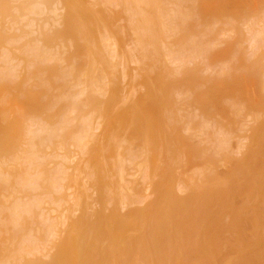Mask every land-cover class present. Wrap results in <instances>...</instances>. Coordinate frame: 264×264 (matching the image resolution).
<instances>
[{"label":"rangeland","instance_id":"1","mask_svg":"<svg viewBox=\"0 0 264 264\" xmlns=\"http://www.w3.org/2000/svg\"><path fill=\"white\" fill-rule=\"evenodd\" d=\"M13 1L14 0H12V3L10 4H13V6H16V3L14 4ZM21 1L22 0H19V1L16 0L14 2L20 3ZM58 1L51 0L50 2V0H48L49 3L47 2L48 4L47 5L44 3L43 0H40V1L36 0L35 1L36 8L38 9L40 7L39 9L42 10L44 9V6H45V10H42L44 11V14H42L43 16L40 15L39 13V17L42 18V22H40L41 20L40 18H38V15L37 17L34 15L35 19L31 17L33 16L32 14L29 16V18L31 17V19L34 20L33 25H31L32 20L28 18V15L27 16L26 14L22 15L21 11L16 13L15 12L16 10L15 11L13 10V13L14 14L16 13L15 15L18 14L17 16H15L11 10V14H10L11 16L8 17V19L12 18V19H9L11 22H9L7 18L3 21H1L2 19L0 20V22H3L4 24L3 25L2 23H0V28H3L4 31L8 30L7 28L10 27V25L8 24H11V25L13 24L12 25L13 29L14 27L19 29L18 32L12 29L11 31L9 29L10 32L6 34L5 32H3V29L0 30L4 33L3 34L4 37L10 36L9 38H12V39L6 38V40H1L0 42V61H1L0 69L4 68L3 71L0 70V75H1L0 82L6 81L5 83H8L9 85L11 82L12 83L14 82V83H17L18 85V86H15L16 89L14 90L13 88L15 84L11 85L13 87L11 89L9 85L8 87L6 86L7 88H9L7 89L4 86L5 85L4 83L0 84L1 89H2L1 85H3L7 89V91H9L7 92L6 90L2 89V92L0 93V108H2L0 109V117H1L0 125L3 126L5 122V121L2 122L3 118L1 114H3V117L8 116L6 114H9L8 111L11 107L9 108L7 106L12 101L9 100L10 103L9 102L4 103V102H6L5 100L9 98V95L13 96L14 94H17V91H18L17 99L19 100L20 103L15 99L17 103L16 102L12 103V108L14 107L15 109L13 108L12 110L11 108L13 112L10 110L11 111L10 114L14 113L13 116L14 118H17V119L13 120L11 119V117L10 118L7 117L10 119V121H7L8 119L6 120L7 124L4 125L5 128L7 127L8 129L9 126L7 125L11 123L12 121L14 122H17V120L19 121V118H22L20 116L21 114L25 115V116L22 115L24 127H22V124L19 121V124H21L20 129H22L23 131L22 133L19 132L18 134L19 140L17 142V145L14 147L15 149L13 150V152L12 150L11 152H7L8 149L6 148L4 149V151L2 150L3 152L2 151L0 152V201H1L0 211L4 210L5 211L4 214H5L7 212V209L8 208L10 209L11 207L10 211L12 214L15 215V216L14 215L12 216L16 218L19 215V217L16 218V221L15 219H13L12 221L11 218L13 217H11L10 211H8V214L10 213V219L9 217H8V220L5 219L6 217L5 215L7 213L5 215L3 214L4 216L2 215L3 216L2 218L0 217L1 218L0 220H2L1 224H8L7 226H9V223H10L11 225H14L13 227L10 226L7 228L8 231L10 228L9 232L6 230L5 225H0V226L4 227L5 230L4 229L3 230L6 233L7 232L9 233L8 235L10 236L8 237V239L12 236L11 240L16 239L13 237V235H11V233L16 234L19 231H24L19 235L17 234L18 235L17 237H19L22 234L24 235L25 232L27 233L25 234L27 235V238L24 239L26 241H24L22 237L21 238L23 240L22 242V240L20 239L21 236L16 239L17 241L21 240L20 241L21 244H19V247H21V251L19 249H16V250L17 251L19 250L18 252H20V255H22L21 256L22 259H20L21 257L19 255H16L17 259L16 260L14 259V261L19 262L20 260L19 264L23 263V260H24V264L26 263L28 264L31 260L35 261L36 264H38L37 261H39V263L42 262L41 264H44L45 262L48 263L51 261V264L52 263L55 264L54 261H56V259L54 258H56V256L58 255H56L54 258L52 257L56 254L55 252L56 249L59 250L58 247L63 246L68 254L70 255L72 254L71 257L73 256L72 257L73 259L79 260L80 262L79 264H88V263L89 264H120L122 261L123 263L126 262L127 264H149L150 262H151L150 264H163L165 261L164 260L165 258H166V261L171 262L170 264H174L175 262H177V264H192L193 262L192 260L194 259L196 260V258L198 260V257L197 256L193 257L194 254H196L195 252L190 254L192 252L191 250L192 245L189 239L190 236L188 237L189 235L188 233L192 231L191 229L193 226L196 225V223H201L200 221L203 222L205 219L199 221V219H201L199 218L200 217L199 215L198 218L196 217L197 221L194 220L196 221V223L194 222L195 225L191 224V226L192 225L193 226L190 227V225L188 224L191 222V220L189 223L187 222L189 221V218H192L191 214L187 215L188 220L186 217H183L186 214L185 215L183 214L181 215V218H179L181 223L179 222V219L177 218V222L179 223V225L176 227H179V228H177L178 230L176 229L177 230L176 232L177 233L179 232V234L176 235V233H173L175 232V230H171V226L174 224L170 225L171 222L169 223V219L163 214V209H161L162 206L160 204L158 205V203H161L160 202L161 198L159 197H161L160 195H162V192L165 189V186L162 185V187L164 188H161L159 183L162 182V180H164L162 182L164 184L166 177L167 178L172 177V180L174 183L170 179L171 180L170 188L172 187L171 189L173 191L172 190L171 191L172 193H174L173 196H175L176 201L179 200V203L177 202V205H176L178 208L177 210L179 211L183 210V213L188 212V214L192 213L193 215L192 211H194L195 209L194 205L196 206V204L194 203L197 202L198 200H195V202L193 200L194 202L193 207L192 208L190 207V209H188L189 206H187L188 205L187 203L190 201H188L186 204L184 203L187 206V208L185 207V209H183L184 207L180 204L183 202V201H180L181 198L186 199L185 197L188 198V196H191L192 193L194 192V189L192 188L193 187L192 184L196 185L194 188L198 187V185H200L199 187H202L204 185V184L202 185V182L205 183V181H208L206 179L211 175L213 177L215 176L218 177V175L220 174H217V173H221L220 177H218V181L221 180L220 182H223L222 179L224 180L227 177H229L227 173L231 170L232 168L231 165L233 166V168H235L234 164L236 162L240 163L239 159H241L240 161L243 162L246 160L245 158H247V156L251 155V153H253L254 156L255 154H257L256 157H259V159L263 157L262 154H264V151L262 150H264V144H263L264 141L261 144L256 145V142L254 141H258V140H256L255 139L256 136H254L255 140H253L254 142L253 144L255 147H257V149L254 147L252 148L250 145H251V140H252V136H251L252 129H255L254 128L255 122L258 118L261 119L264 116V108H263L264 103L262 104L263 101L260 100L261 98L264 100V86H263L264 85V0H260V1L259 0H206L208 1L207 2L208 4L211 2V4L209 5L207 4L209 7L207 6V8H205L206 10L203 9L204 7L203 5H200L201 8L200 6H198V4L201 1L204 3L205 0H200L199 3H197V0H190V1L189 0H160L163 2H159L157 0L156 6L158 7L160 6L159 8L158 7L156 8L155 5H154L155 8L150 7V4L153 0H150V1L146 0L147 3L149 1V6L148 4L146 5L148 6V9L146 8V11L147 10L148 11L147 12L145 11L146 13L143 12L145 10V7H143V5L137 6V4L133 3L134 0H67V1L63 0L62 2L60 0ZM36 2H39V3L41 2V4L38 5ZM216 3L218 6L215 5ZM36 4L38 5V7ZM72 4L75 8L71 7ZM51 7H53L54 12H51L52 11ZM139 7L140 8L143 7L144 10L143 9L141 10ZM66 8H69L70 10L73 8L72 10L76 11L77 14L75 12L74 14L78 16L76 17L77 19L79 18L78 19L79 21L81 20L80 24H83L84 29L78 32L79 31L78 29H81V25H79L80 28L78 29H76L77 28L76 26L75 27L73 26L76 31L78 30L77 31L78 33L75 32L76 33L75 34L73 32L74 34H71L72 32H70V34H68L69 33V31L67 30L68 27L66 29L64 28L65 31L68 33L65 32L66 35L64 34V37L62 35L61 37H59L60 38L59 39L58 36L54 37L53 30L56 31V28H59L60 24L63 21L64 14L66 16V10L67 12H69L68 9ZM216 8H218V10ZM47 10L49 12H47ZM150 10L154 11L153 12L154 16ZM156 10H157L156 12L157 16L155 14ZM158 12L161 14H158ZM92 13H94L98 18L97 19L98 21L97 20L96 21L98 22L97 24L99 26V29H96L98 28L97 24L95 25L96 27L92 25V24H95V22L93 23L92 21L94 19V16H93V19L91 17ZM150 13H152V15ZM12 14L14 16V19L12 17ZM20 14H21L22 19L19 17ZM54 14L56 17L54 16ZM74 14L72 15L74 16ZM117 14L118 15L120 14V17H118ZM142 15L144 16L143 18H142ZM25 16L27 17V19L24 18ZM76 17H73L74 22H72L71 20V25L72 23H75L76 21L78 22V20H76ZM144 19L145 20L147 19V20L145 21ZM37 20L38 22H36ZM52 20L54 22H52ZM5 21H8L9 23L8 22L5 23ZM39 22L41 24L40 27H39ZM65 22L63 24L67 25V23ZM148 22H152V23H148ZM27 23L28 24L30 23V26H28ZM84 23L86 25H84ZM5 24H7L9 27H7V25L5 26ZM48 24L50 25V27ZM51 24L53 25L51 26ZM68 24L69 25L67 26H70L71 28L72 26L70 25V22ZM36 26L38 27V29L36 28ZM44 26H46L47 30L43 28ZM62 27L63 26L61 24V28ZM39 28L41 30L43 29L41 32H44V33H41V34H45V32L46 33L48 32L47 36L48 34L51 35V36H48V38L51 39L50 40L51 43L48 42L49 43L48 44L46 41L42 40L43 36L40 34ZM94 28L96 29V31H94L95 30ZM113 28L114 30H112ZM59 29L58 31L62 32L63 28L61 30ZM86 32L87 33L89 32V34H86ZM58 33L59 35H61L60 32ZM55 35H58L57 32L55 33ZM85 35H88V36H85ZM82 37L86 39L85 41L87 42H85ZM116 37H118V39ZM61 38L63 40H61ZM95 38L97 39V41ZM52 41L54 43H52ZM25 42L27 45L24 44ZM59 43H61V45L63 43L67 45L65 46L63 44L61 46ZM23 44L24 46H21ZM20 46L23 48H19ZM26 51H28V53ZM28 54L31 55L30 58ZM37 55L39 57H37ZM27 59L29 62L26 61ZM41 59H43L44 63H42ZM37 60L39 61L38 63H37ZM42 65L44 66L43 68L41 67ZM5 66L7 68H5ZM47 66L49 67V70ZM52 67L55 69H53ZM50 68L52 70H50ZM4 72L7 74H5ZM30 74L32 75L30 76ZM37 75L39 78L37 77ZM32 76H34L37 79L34 80ZM183 77H185V80L187 79V82L188 81L189 82L186 83ZM7 78L10 80H8ZM37 80L42 81V84H40V82H38ZM224 81L227 83L229 82V86ZM220 82L221 83L224 82L226 85L222 84L223 85L222 86ZM28 84H29L28 87L32 88V91L34 90L35 93L31 95L27 93L28 91L31 92V90H28L29 89L27 87ZM218 86H220V88ZM221 87L222 89L225 88V90L223 91ZM23 88H24V91H23ZM25 89L28 91L25 92L26 91ZM95 89L97 92H95ZM151 89H154V90H151ZM206 90H207L206 97L208 99H205L204 101L201 100L202 101L201 102L200 98L203 95L201 96L200 92L202 91L206 94L205 92ZM10 91H11V94H10ZM14 91L16 92L13 93ZM2 93L4 94V96ZM25 94L27 95V98L29 100L26 98ZM33 95H36V96H33ZM65 97H66V104L67 103H70V104L68 106H64L65 108L63 107L62 112H61L62 107L60 108V110H58L61 112V116L60 114H58L59 112L55 110L56 115L58 114L57 117L59 116L60 120L56 121L57 120L56 119L57 117H55L56 115L55 116L53 115L55 117L54 119L52 116V119L54 121L52 119L51 120L56 124H53V122H49L47 121V119H45L46 118L45 115L47 114L44 115L45 118L41 117L40 114L42 111H39L40 114L37 111L33 113L35 110L32 111V109L34 108L33 107L34 104L37 103L35 102V100L38 99L37 101L41 103L43 102L42 110L45 109L44 111H46L47 109L48 111L49 109V111H51L54 114L53 110L57 108L55 104H58V103L60 104L62 101H64L62 98H65ZM24 98H26V100ZM59 98H61V102L59 101ZM92 98H93V102L91 101ZM202 98L204 99L205 97L203 96ZM67 99L69 100V102H67L68 101ZM30 100L33 102L32 104L33 106L31 105V102L29 105L28 101ZM260 101L263 107L259 105ZM41 103H39V105ZM5 104L6 105L8 104V105L6 106ZM110 104H111V107H110ZM203 104L206 105L205 107H208V108L204 107L202 111ZM42 105H40V107ZM45 105L47 108L45 107ZM70 105L73 106V107L71 106V108L73 109V113L70 112L69 114V111H72V109L69 107ZM3 106L7 107L6 108L7 113L6 111L3 110L4 109ZM30 106H32L33 108L31 109ZM112 107H113V110H112ZM150 108H152L153 110ZM27 109L30 112H26L27 113L26 114L25 112H23V110L27 111ZM204 110L208 112L207 116H205ZM2 111L5 113H3ZM44 111L43 113H45ZM154 111L156 112L154 113ZM122 112L123 113L125 112V114L127 113L129 117L125 115L127 119L125 117L124 119ZM255 112H257V114ZM16 114L18 117L16 116ZM146 114L147 115L149 114V116H147ZM50 118L51 117H49L48 120H50ZM136 119L140 120V122L142 121L145 127H143L141 123L138 121H136L137 122L136 123L134 121ZM260 119L258 120L260 121ZM24 121L26 123H24ZM62 121H64V123H61ZM263 121L264 120H262L261 123ZM27 122H28V125H25L27 124ZM66 122L69 124H67ZM133 122H135V124L137 125L140 123V125L143 127V130H142V127L140 129V126H139L140 131L138 130L137 127H136L137 128L136 130L138 131L134 130L135 124ZM162 123H164L165 128ZM257 123H259L258 125L261 124L260 122H257ZM30 124L33 125V127H30L31 126ZM64 125H66V127ZM158 126H159V129L157 128ZM131 127L135 131L136 136L131 130ZM5 128H3V131H5L4 130ZM62 128L63 129L67 128L66 129L67 131L73 128L71 129L72 131L70 130L71 132L69 131V133H73L72 136H74V133H75V136L73 137L75 141L72 138L71 140H73V142H70L71 144L66 143L65 145L68 144L66 147L65 145H63L64 143H62L61 145V141H60L62 139L61 137L63 136V134L61 137L59 136V134L61 135V133L67 132L65 130L62 131L63 130ZM144 128L146 129L144 130ZM162 128L163 130L161 131ZM7 129L5 132L7 133L10 132ZM50 129L52 130V132H49ZM36 130L37 132H35ZM46 130L48 131L46 132L47 135L45 134ZM254 131H256V129ZM42 132H44V134ZM37 133H39V135ZM147 133H149L148 134L149 136L147 135ZM255 133H253L252 135H256ZM263 133H264V128H263ZM6 134H4L3 136L9 135V134L7 135ZM27 134L29 136L32 135V138L34 135H38L39 138L45 137V136L49 137V139L47 138L48 141H46V138L45 139L43 138L44 140L42 143L44 144V147L41 146L40 148L39 147L35 148L34 146H32L33 147L32 149L40 150V152H37V150L36 151L33 150V152L35 153L37 152V154L33 156L28 155L26 153L28 149L31 148V147L29 148V146L26 147L27 144L29 143ZM50 134L52 135L51 137H50ZM55 134L58 135L59 140L57 137L53 136ZM159 134L162 136H160ZM261 134L262 132L260 133V135ZM53 137L56 138L55 143L51 144V142L54 141ZM77 137H79V141H78L79 143L78 142L76 143V139H78ZM150 137H153V138L151 139ZM154 137H156L157 139L155 138L154 140ZM260 137L258 138L260 139ZM29 138L32 140L31 137ZM164 138L166 139V141ZM0 139L2 138L0 137ZM261 139L264 140V137H262ZM171 140L173 143L171 142ZM45 141L46 143L48 142L47 143L48 145L44 143ZM58 141H60V143ZM81 141L83 143H81ZM220 141H223V142H220ZM163 142L165 143L166 146L163 144ZM183 142H186L189 148H187L186 145L185 147L184 144H182ZM179 143H181L183 146L182 147L179 146ZM76 144L80 146H77ZM28 145H30V143ZM145 146H147V148ZM183 147L187 148L186 152L187 150L189 151L187 152L188 154L190 153L189 156L187 155V153H185V148L183 150ZM248 147H251V148L249 149ZM261 148L263 149L260 151L263 153H260L258 155V153L260 152L258 151V149H261ZM193 149H194V152L191 151ZM251 149L253 150V152L251 151V153L249 154L250 152L249 150ZM254 149H256L255 150L256 153ZM23 150H24V154L22 155ZM191 153H194V156L197 155L196 159L195 157H192L193 155ZM25 154L29 156L27 160H29L30 166L25 164L26 162H28L26 160L27 157L25 158V156L27 155ZM244 154L245 155L247 154V156H245L244 160H242L243 159L242 157L244 156ZM17 156L19 157V160L13 161V159L17 158ZM21 156H23L25 161ZM30 156H32L33 160L37 159L36 161L34 160V164L31 161L32 159ZM35 156L36 158H34ZM209 156L210 158H208ZM256 157H253V159L255 158L254 160L256 162L253 159L251 161V163L255 165L249 164L251 165L250 166L251 169H249L251 170V172L254 170V168L256 170L258 168L260 171L263 169V168H259L260 164L259 165L257 164L260 161L263 164V161L261 159L259 161V159H257ZM20 159L23 162H25L23 163L24 166L21 165L22 162L20 164H17L19 165V167H21V169L19 170L22 172L20 173H23V172L25 173L24 175L21 174V177L23 176L26 177V179L24 178L25 180L24 183L27 181V178H30V179L28 181L29 183L27 182L28 184L26 183V185H24L23 183L24 188L19 191L18 190L19 188H17L19 187V185L11 186L10 185L11 183L9 184L8 182H11L10 178H11L12 169L10 170V168H12V166L15 165L16 162L19 163ZM203 160L205 161V163ZM212 160L215 162H213ZM47 161H49V163ZM159 161L160 162L162 161L163 163L162 162L160 163ZM187 162H188V165H187ZM190 162H192L193 164ZM201 162L203 166H206V167L208 166L206 165L207 163H210V164L212 163L211 166H209L210 170L209 169L206 170L205 169L206 167H204L203 173L201 174L200 172L199 174L201 175H199V177L196 178L197 180H199L198 183L196 179H195L196 182H192V181H195L194 178L190 179L192 184L189 183L190 180L188 179V177L190 176L191 178V176L196 175V173L198 175V172L201 171V167H203L201 165ZM233 162L234 164H232ZM37 163H39L40 165L39 164L36 165ZM43 163L44 165H42ZM1 165L3 167H1ZM41 165L42 167H39ZM256 165H258L259 167L256 168ZM27 166L28 168H30L29 170L27 168V172L29 171L28 173L25 172L26 170L24 169ZM43 166L45 167L43 168ZM252 166H254V168H252ZM39 168L40 169L42 168V170H40ZM45 169L47 171H45ZM196 169L198 171H196ZM208 170H209V173H208ZM43 171L45 172V174ZM37 173L39 175L38 179H37L38 176L36 177ZM42 173H43V176L44 175L46 176V178H47L48 173L50 175L49 177H52L53 183L51 184L50 182V184L53 186L48 184V186L49 185L51 186V188L50 186L48 187L50 189H48L47 187L45 189V186L44 188H42L43 186H41L40 188V183H43L42 179L45 177V176L43 178L41 177ZM157 173L161 174V177L158 178L160 180L157 179L158 177ZM229 174L231 175V173ZM19 175H17L16 177L17 178L19 177L20 179L21 177ZM222 175H225L226 177L222 178L221 177ZM32 176L34 180L32 179ZM204 177H206V179ZM40 178H41V181H39ZM202 178L205 180H203ZM17 180L15 183L18 184L19 180L18 182ZM21 180H23V178ZM254 182H255V185L257 186L256 184L257 182L255 180ZM187 183L192 186L190 189L191 193L189 192V189H188L190 185L187 186ZM251 183H248L247 186H249ZM20 184H22V182H20ZM252 185L253 184H251L250 186ZM32 186H34L35 188ZM247 186L245 188L242 186L241 187L242 190L240 189L238 192L239 194L236 196V198L233 199V202L235 199L236 200L238 199L237 202L240 200L243 201V202L241 201V203L239 204L236 202L233 203V206L237 204L240 206V204L243 203L241 205V208L242 210L245 209L244 211H241V209H239V206L237 205L240 215L242 212V215H245L243 217L244 218L246 217L245 219L241 217V221L242 220L245 221L246 219H249L247 216L249 215L253 216L256 212L264 215V212H263L264 208L261 209V206L264 207L263 205L264 201H261L262 198H260L261 196L258 193L254 194V192H257V191H254V188H255L254 185L251 188L249 186L250 189H253V191L249 190L250 192H248ZM14 188L16 189V191L14 190ZM30 188L33 189V191ZM157 188H159L160 190L163 189V191L158 192L159 189ZM4 189L7 193H5ZM23 190L25 191L22 192ZM241 191L243 192L241 193ZM10 192L11 194H9ZM158 193H160L159 196H157ZM17 194L19 195L15 196ZM188 194H191V195H188ZM3 195L4 196L9 195L10 197L6 196L4 198ZM240 195L241 197H239ZM252 195L254 196V198ZM257 195L260 198L259 200H258ZM176 196L180 198L177 199ZM255 196H256V200H255ZM238 197L241 199H239ZM246 197L248 201L245 199ZM32 198L34 199L32 200ZM191 198L193 199L194 196L190 197L189 200ZM14 199H17V200H14ZM30 200L32 201L30 202L31 204L29 203ZM254 201L256 204L253 203ZM256 201L258 203H261V204L263 203V204L262 205L258 204ZM212 202L210 204H211L213 212H210L211 211V207H210L209 208L210 214L216 212V208H213V205L215 204L214 202L213 203ZM191 203H192V200H191ZM16 204H18L17 208L18 209L20 208V210H18L17 208L16 209L14 208L15 206H17ZM197 205L199 206V202ZM179 206H181L182 209ZM254 206L255 208L253 209ZM28 207L29 209H27ZM237 207H234V208L236 209ZM249 207H251L252 210L251 208L249 209ZM186 209H187V212H186ZM191 209L193 210L191 211ZM225 211H226L225 212L226 215L224 214L225 216L223 215V219H221L222 221H220L222 225L221 224L218 225V226H221V228L220 227L217 228L216 226V229L214 228L215 232L214 231H211V232L209 231L208 233H206L207 231L204 232L206 238L208 236L206 234H209V235H211L212 233L213 234L216 233L217 235L220 234L218 236H216L215 234L212 239L210 238L212 237V235L208 236V238L211 241L209 242L211 243L212 246H209L210 244L209 245L207 244L209 242H206V239L203 237L204 234H202L203 235L202 237L205 239V241L203 240V238L202 240L200 239V241L205 242L204 245L206 246L208 245V247H210V250L213 252V256L214 254L216 255V257L214 256L215 263H217L216 261L217 257L219 259L218 260L219 263H222L225 257L231 261L233 259L237 260L238 258H240L241 253L238 254V252H241V250H244V248L240 249L239 245L241 247H244L243 246L244 243L243 245H241L243 241L239 242V240H241L242 238L246 239V236L245 235L242 236V235L245 234L246 232L248 236V233L250 235L253 229L255 230V228L261 227V226H262V229L259 228L260 230H256V231L253 230L252 232L257 233V231H261L263 233L262 230H264V224L262 222L260 223L262 224L261 226H259L260 224H258V226L255 227L254 225V226H251L250 228V226H247L246 223L247 222L251 223V222L246 221L245 223V226H247L246 230L245 228H243V230L241 229L242 228L241 221H239L237 224L241 228L237 227V225H236V229L235 227L232 228L230 226H227L229 221L227 222V224L225 221L228 219V217H231V214H228L229 212H227V210ZM146 212H148L149 214H147ZM253 212L255 213L253 214ZM248 213L250 214L248 215ZM146 214L148 215V217ZM227 214H228V217H226ZM99 216L100 217L102 216V217L100 218ZM164 216L166 219H164V223H163L162 218H164ZM154 219H155V222H154ZM184 219H185V222H183ZM231 219L232 218H230L229 220ZM263 220L264 218L262 219V221ZM22 221L23 223L26 222V224L25 225L21 224ZM94 222L96 225L94 224ZM149 223L151 225H149ZM184 223L185 225L187 224L188 226L187 225L185 226ZM177 224L175 223V225ZM202 224L204 223H201V225ZM26 225L27 226L30 225L29 228H27ZM160 225L163 228L165 227L167 230L165 228H164L165 230H163V228ZM180 225H183V226H180ZM151 226L152 228L154 227L153 230ZM243 226H244V222H243ZM38 227H39V230H41V234L37 233L39 231L37 229ZM176 227H173V229ZM188 227L190 228V231L186 232V228L189 229ZM224 228L225 229L228 228V229L224 230ZM247 228H248V231H247ZM148 229L151 230V235L153 234L152 236L149 233H146ZM168 230L169 232L172 231L173 233L172 235L179 236V238L177 237L178 240L172 239V235L169 234L171 238L169 236L170 239L169 238L166 239L168 241L162 240L163 244H165L164 241L167 243L171 242L170 244H172L171 247L173 248V250L172 248H170L169 244L166 243L169 247L168 248L166 244L164 245L166 249L165 253H167V255L162 256V258H160V255H164L163 253L164 247L162 246L161 240H159V238L161 237V233H164ZM179 230H181V232ZM4 231L3 233L5 234ZM156 232L160 233V236ZM230 232L231 233L234 232V235L233 233L230 234ZM239 233H243V234L240 235ZM4 234H2V236ZM180 234H181V237H180ZM254 234H251V235H254ZM230 235L234 237H230ZM236 235L237 237L242 236V238L238 239L237 241ZM2 236H0L1 238L0 240L2 241V242L0 241L1 244H3L4 239H6L5 241L8 240L6 237L7 235L5 236L6 238L4 239L2 238ZM142 236L143 238L144 237L145 238L147 237V238L144 239L143 241ZM254 236L252 237L254 238ZM215 237H216V240L218 239L217 241L216 240L213 241ZM179 239L181 240L179 241ZM247 239H250V237H248ZM228 240H229V243H228ZM17 241L14 240L13 242H11L9 240V242L8 241L5 242L7 244L5 243L4 244L7 245L8 247L11 242L12 246L10 245L9 247H15L17 244L16 243ZM137 241L138 243H136ZM172 241L174 243L177 241L178 242L175 243L174 245ZM234 241L236 243L238 242V244L236 245ZM14 242L16 243L15 245H13ZM23 243H25L24 245L26 246V248L28 249L31 248V251L30 250L28 251V249L25 250L29 252L30 254L28 253L27 255H25L27 252H24L25 254L24 253L22 254V252L24 251V245H22ZM178 243H181V244L184 243V245H181ZM227 244L230 245L231 247H229ZM234 244L238 247L237 251H236L237 247L234 248L235 247ZM5 245H3V247H6ZM179 245H181L180 247L183 248V249L180 248L181 252L179 251V248H178ZM214 245L217 248L213 247ZM221 245H223L224 250H221L222 248ZM175 246L177 247V249ZM227 248H231V249H227ZM136 249H137V252H136ZM215 249H217V251ZM170 250L173 251L174 253L178 252V255L176 254L175 256L174 253H171L172 255H170ZM113 251H115V253ZM160 251L161 252L163 251V252L161 253ZM218 251L220 254L217 253ZM235 251L237 254L233 253ZM18 252L17 254H19ZM187 253L189 254V256L185 258ZM223 253L225 254L224 257H223ZM230 253H232V256H230L232 257V259H230V257H227L231 255ZM57 254H59V251ZM149 254L150 255L152 254L150 258H149ZM191 255H193L192 256L193 259L190 258ZM10 256L8 257L5 256V259L8 258L9 260ZM175 257L177 260L179 259L178 261H180V263L176 261ZM188 257L191 259V261ZM214 257H211L210 259L211 260L210 262H212V264H213ZM184 258L186 259V261ZM3 259H4V256H3ZM25 259L30 260V261L25 263L26 261ZM221 259H223V261ZM11 260L13 261V258ZM152 260H154L155 263L152 262ZM16 262H13V263L16 264ZM198 262H200L201 264L202 260L200 259V261ZM198 262L195 261V263L193 262V264H199ZM4 263L8 264L7 261H3V264ZM203 263L204 262H202V264ZM1 264H2V261H1Z\"/></svg>","mask_w":264,"mask_h":264},{"label":"bare ground","instance_id":"2","mask_svg":"<svg viewBox=\"0 0 264 264\" xmlns=\"http://www.w3.org/2000/svg\"><path fill=\"white\" fill-rule=\"evenodd\" d=\"M14 1H16V0H14ZM14 1H13V3H14V4L16 3V6H13V4H10V3H12V0H11V1H10V0H0V20L2 19L1 21L5 20L6 18L8 19V17L11 16V15H10V14H11V10H12V13H13V10H14V11L16 10V11H15L16 13H18L19 11H21L22 15H23V14H24V15L26 14V16L28 15V18H29V16L32 14L33 16H31V17H32L33 19H35V16L37 17V15H38V18H40V17H39V13H40V15L44 14V11H42V10H45V6H44V9H42V8H43V6H42V8H41L42 10L39 9L40 7L37 9L36 6H35V1H36V0H35V1H34V0H24V1L22 0L20 3H18V2H14ZM17 1H19V0H17ZM39 1H40V0H39ZM43 1H44L45 4H47V2H48V0H46V1L43 0ZM57 1H58V0H57ZM60 1L62 2L63 0H60ZM64 1H65V0H64ZM66 1H67V0H66ZM149 1H150V0H149ZM149 1H148V3H147L146 0H134L133 3H134V4H137V6H138V5H139V6H140V5H141V6L143 5V7H145V10H144L143 7H141V8L139 7V8H140L141 10L143 9V10H144L143 12L146 13V12L148 11V10L146 11V8L148 9ZM156 1H157V0H153V1L151 2V4H150V7H154V5L156 6V5H157V4H156V3H157ZM158 1H159V2H163V1H160V0H158ZM189 1H190V0H189ZM199 1H200V0H197V3H199ZM259 1H260V0H259ZM41 2H42V1H41ZM41 2H40V3H39V2H36V3L39 5V4H41ZM50 2H51V0H50ZM68 2H69V1H68ZM71 2H72V1H71ZM139 2H140V3H139ZM165 2H166V1H165ZM201 2H202V1H201ZM201 2H200V3H201ZM207 2H208V1L205 0L204 3H203V2H202L201 4L199 3L198 6L203 5V6H204L203 9H205V8H207V6H208L209 4H211L210 1H209V2H210L209 4H208ZM250 2H251V1H250ZM44 3H43V5H44ZM48 3H49V2H48ZM58 3H59V1H58ZM251 3H252V2H251ZM37 4H36V5H37ZM67 4H68V3H67ZM147 4H148V6H146ZM159 4H160V3H159ZM161 4H162V3H161ZM205 4H206V5H205ZM207 4H208V5H207ZM38 5H37V7H38ZM47 5H48V4H47ZM144 5H145V6H144ZM215 5H217V3H216ZM215 5H214V6H215ZM234 5H235V4H234ZM58 6H59V4H58ZM66 6H67V5H66ZM70 6H71V5H70ZM135 6H136V5H135ZM162 6H163V5H162ZM217 6H218V5H217ZM217 6H216V7H217ZM71 7H74L73 4H72ZM71 7H69V8H71ZM150 7H149V8H150ZM157 7H158V6H156V8H157ZM159 7H160V6H159ZM159 7H158V8H159ZM208 7H209V6H208ZM15 8H16V9H15ZM46 8H47V7H46ZM51 8H52V11H51V12H54L53 7H51ZM69 8H66V9H68L69 12H67V10H66V16H65V14H64L63 21H62V23H61L62 26H63V27H62V28H63V30H62L63 33H62L61 31H58V29L61 28V24H60L59 28H56V31L53 30V32H54V33H53V34H54V37H55V36H56V37L58 36V38H59V37H61L62 35H63V37H64V34L66 35V33H68V32L65 31V29H66L67 27H68L67 30L69 31L68 34H70V32H72L71 34H74V33L77 32L78 30H79L78 32H80V30L82 31V30L84 29L83 24H80L81 20L79 21V20H78L79 18L77 19L78 16L74 14V12L76 13V11H75V10H72L73 8H72L71 10H70ZM74 8H75V7H74ZM81 8H82V7H81ZM154 8H155V7H154ZM200 8H201V6H200ZM17 9H19V10H17ZM83 9H84V8H83ZM137 9H138V7H137ZM151 9H152V8H151ZM211 9H212V8H211ZM213 9H214V8H213ZM216 9L218 10V8H216ZM58 10H60V9H58ZM158 10H159V9H158ZM205 10H206V9H205ZM41 11H42V12H41ZM64 11H65V10H64ZM71 11H73V12H71ZM81 11H82V10H81ZM86 11H87V10H86ZM112 11H113V10H112ZM145 11H146V12H145ZM150 11H151L152 13L154 12V11H152V10H150ZM214 11H215V10H214ZM47 12H49V11L47 10ZM70 12H71V13H70ZM116 12H117V11H116ZM116 12H115V13H116ZM156 12H157V10L155 11V14H156ZM16 13H15V14H16ZM67 13H68V14L70 13V14L68 15ZM140 13H141V12H140ZM152 13H150V14L152 15ZM13 14H14V13H13ZM13 14H12V17H13V19H14ZM15 14H14V15H15ZM55 14H56V12H55ZM55 14H54V16H55ZM72 14H74V16H73ZM76 14H77V13H76ZM158 14H161V13L158 12ZM17 15H18V14H17ZM17 15H15V16H17ZM34 15H35V16H34ZM48 15H49V14H48ZM51 15H53V14H51ZM51 15H50V16H51ZM61 15H62V14H61ZM67 15H68L69 17H68ZM117 15H118V14H117ZM143 15H144V14H143ZM143 15H142V18L144 17ZM146 15H147V14H146ZM204 15H205V14H204ZM204 15H203V16H204ZM26 16L24 17L25 19H27ZM42 16H43V15H42ZM45 16H47V15H45ZM54 16H53V17H54ZM76 16H77V17H76ZM93 16H94V19H93ZM153 16H154V13H153ZM156 16H157V14H156ZM159 16H160V15H159ZM201 16H202V14H201ZM19 17L22 19L21 14H20ZM19 17H18V18H19ZM31 17H30L29 19H31ZM53 17H52V18H53ZM55 17H56V16H55ZM73 17H76V20H78V22L75 20L76 22H75V23H72V25H71V20H72V22H74V21H73ZM91 17H92V19H93V20H92L93 23L95 22V24H92V25H94V27H96L95 25L98 23V22H97V21H98V20H97L98 18H97V16H96L94 13H92V16H91ZM118 17H120V14L118 15ZM146 17H147V16H146ZM146 17H145V18H146ZM148 17H149V16H148ZM20 18H19V19H20ZM49 18H50V17H49ZM66 18H67V19H66ZM201 18H202V17H201ZM9 19H12V18H9ZM9 19H8V20H9ZM19 19H18V20H19ZM33 19H31V20H32V21H31V22H32L31 25H33V21H34ZM46 19H47V17H46ZM53 19H54V18H53ZM156 19H158V18H156ZM203 19H204V17H203ZM38 20H39V19H38ZM38 20H37L36 22H38ZM40 20H41V21H40ZM40 20H39V21L42 22V18H40ZM65 20H66V22H65ZM96 20H97V21H96ZM141 20H142V19H141ZM144 20H145V19H144ZM146 20H147V19H146ZM146 20H145V21H146ZM13 21H14V20H13ZM23 21H24V20H23ZM46 21H48V20H46ZM67 21L70 22V25H71L72 27H73V26H74V27L76 26V27H77L76 29L80 28L79 25H81V29H78V30L76 31L74 27H73V29H72V27L70 28V26H67V25H69V24H68L69 22H67ZM152 21H153V20H152ZM6 22H8V21H5V23H6ZM9 22H11V21L9 20ZM9 22H8V23H9ZM14 22H15V21H14ZM40 22H39V27H40V25H41ZM52 22H54V21L52 20ZM64 22L67 23V25L63 24ZM110 22H111V21H110ZM0 23L3 24V22H0ZM46 23H47V22H46ZM50 23H51V22H50ZM76 23H77L78 26L76 25ZM87 23H88V22H87ZM112 23H113V22H112ZM112 23H111V24H112ZM148 23H152V22H148ZM177 23H178V22H177ZM16 24H17V23H16ZM16 24H14V25H16ZM18 24H19V23H18ZM53 24H54V23H53ZM53 24H51V26H52ZM161 24H162V23H161ZM163 24H164V23H163ZM3 25H4V24H3ZM6 25H7V24H5V26H6ZM8 25H10V27H9ZM8 25H7V27H9V28L6 27L8 30L5 29V30L8 31V32L4 31L3 28H0V30L3 29V32H5V34H6V33H9L11 29H12V30H15L16 32L19 31V29L15 28V27H14V29H13V27H12L13 24H12V25H11V24H8ZM27 25L30 26V23H29V24L27 23ZM36 25H37V24H36ZM45 25H46V24H45ZM48 25H49V24H48ZM84 25H86V24L84 23ZM149 25H150V24H149ZM158 25H159V24H158ZM164 25H165V24H164ZM18 26H19V25H18ZM18 26H17V27H18ZM37 26H38V25H37ZM37 26H36V28L38 29ZM56 26H57V25H56ZM82 26H83V28H82ZM159 26H160V25H159ZM2 27H3V26H2ZM20 27H21V26H20ZM23 27H24V26H23ZM49 27H50V25H49ZM57 27H58V26H57ZM97 27H98V28H96V29H99L98 24H97ZM108 27H109V26H108ZM160 27H161V26H160ZM36 28H35V29H36ZM43 28H44L45 30H47V29H46V26H44ZM54 28H55V27H54ZM62 28H61V29H62ZM64 28H65V29H64ZM69 28H70V29H69ZM85 28H87V27H85ZM9 29H10V30H9ZM20 29H21V28H20ZM61 29H59V30H61ZM94 29H95V28H94ZM96 29H95L94 31H96ZM158 29H159V28H158ZM161 29H162V28H161ZM12 30H11V31H12ZM33 30H34V29H33ZM39 30H40V34H41V33H44V32H41L43 29L41 30V29L39 28ZM70 30H71V31H70ZM73 30H74V31H73ZM90 30H91V29H90ZM112 30H114V28H113ZM15 31H14V32H15ZM35 31H36V30H35ZM84 31H85V30H84ZM91 31H92V30H91ZM91 31H90V32H91ZM3 32L0 31V42H1V40H6V38H9V37H10V36H9V37H8V36H7V37H4V35H3L4 33H3ZM29 32H30V31H29ZM37 32H38V31H37ZM56 32H57L58 35H55ZM58 32H60L61 35H59ZM65 32H66V33H65ZM73 32H74V33H73ZM78 32H77V33H78ZM11 33H12V32H11ZM30 33H31V32H30ZM33 33H34V32H33ZM47 33H48V32H47ZM47 33L45 32V34H41V35L43 36V37H42V38H43L42 40H43V41H46L47 43H48V42L51 43V42H50L51 39L48 38V36H51V35L48 34V36H47ZM95 33H96V32H95ZM161 33H162V32H161ZM23 34H24V33H23ZM28 34H29V33H28ZM28 34H27V35H28ZM68 34H67V35H68ZM75 34H76V33H75ZM86 34H89V32H88V33L86 32ZM113 34H115V33H113ZM27 35H26V37H27ZM37 35H38V33H37ZM78 35H79V34H78ZM94 35H95V34H94ZM69 36H71V35H69ZM69 36H67V37H69ZM85 36H88V35H85ZM65 37H66V36H65ZM17 38H18V37H17ZM38 38H39V37H38ZM78 38H80V37H78ZM82 38H83V37H82ZM116 38L118 39V37H116ZM9 39H12V38H9ZM19 39H20V38H19ZM19 39H18V41H19ZM52 39H53V38H52ZM59 39H60V38H59ZM83 39H84V38H83ZM83 39H82V40H83ZM95 39H96V38H95ZM22 40H23V38H22ZM53 40H54V39H53ZM57 40H58V39H57ZM61 40H63V39L61 38ZM66 40H67V38H66ZM70 40H71V39H70ZM70 40H69V41H70ZM77 40H78V39H77ZM85 40H86V39H84V41H85ZM8 41H9V40H8ZM96 41H97V39H96ZM108 41H109V39H108ZM119 41H120V40H119ZM85 42H87V41H85ZM85 42H84V43H85ZM17 43H18V42H17ZM38 43H39V42H38ZM49 43H48V44H49ZM52 43H54V42L52 41ZM117 43H118V42H117ZM4 44H5V43H4ZM24 44H26V42H25ZM24 44L21 45V46H24ZM59 44L61 45V43H59ZM63 44H64V43H63ZM63 44H62V45H63ZM70 44H71V43H70ZM115 44H116V43H115ZM26 45H27V44H26ZM30 45H31V43H30ZM62 45H61V46H62ZM64 45H65V44H64ZM66 45H67V44H66ZM66 45H65V46H66ZM3 46H4V45H3ZM21 46H20L19 48H23V47H21ZM56 46H57V45H56ZM65 46H64V47H65ZM85 46H86V45H85ZM29 47H31V46H29ZM54 47H55V46H54ZM68 47H69V46H68ZM16 48H17V47H16ZM32 48H33V47H32ZM41 48H42V47H41ZM113 50H114V49H113ZM20 51H21V50H20ZM50 51H52V50H50ZM21 52H22V51H21ZM26 52L28 53V51H26ZM104 52H105V51H104ZM27 53H26V54H27ZM41 53H42V52H41ZM24 54H25V53H24ZM124 54H125V53H124ZM50 55H51V54H50ZM50 55H49V56H50ZM28 56H29V58L31 57L30 54H28ZM34 56H35V55H34ZM34 56H33V57H34ZM41 56H42V55H41ZM209 56H210V55H209ZM26 57H27V56H26ZM26 57H25V58H26ZM37 57H39V56L37 55ZM43 57H45V56H43ZM67 57H68V56H67ZM67 57H66V58H67ZM29 58H28V59H29ZM6 59H8V58H6ZM28 59H27L26 61H28ZM43 59H45V58H43ZM43 59H41V60H42V63H44V62H43ZM41 60H40V62H41ZM5 61H6V60H5ZM46 61H48V60H46ZM0 62H1V61H0ZM28 62H29V61H28ZM38 62H39V61L37 60V63H38ZM185 62H186V61H185ZM4 63H5V62H4ZM1 64H2V63H1ZM33 64H34V63H33ZM34 65H35V64H34ZM128 65H129V64H128ZM0 66H1V65H0ZM6 66H7V64H6ZM6 66H5V68H7ZM73 66H74V65H73ZM179 66H180V65H179ZM41 67L43 68L44 66L42 65ZM41 67H40V68H41ZM47 67H48V66H47ZM47 67H46V68H47ZM0 68H1V67H0ZM36 68H37V67H36ZM40 68H38V69H40ZM46 68H45V69H46ZM52 68H53V67H52ZM3 69H4V68H2V69H0V70L3 71ZM12 69H13V68H12ZM53 69H55V68H53ZM5 70H7V69H5ZM48 70H49V67H48ZM48 70H46V71H48ZM50 70H52V69L50 68ZM48 72H50V71H48ZM60 72H61V71H60ZM4 73H5V72H4ZM31 73H32V72H31ZM35 73H36V72H35ZM51 73H52V72H51ZM66 73H67V72H66ZM5 74H7V73H5ZM127 74H128V73H127ZM2 75H3V74H2ZM31 75H32V74H30V76H31ZM33 75H34V74H33ZM57 75H58V74H57ZM0 76H1V75H0ZM30 76H29V77H30ZM189 76H190V75H189ZM37 77H38V75H37ZM59 77H61V76H59ZM227 77H228V76H227ZM3 78H4V77H3ZM9 78H10V77H9ZM32 78H33L34 80L37 79V78H35L34 76H32ZM38 78H39V77H38ZM183 78H184V80H185V77H183ZM5 79H6V78H5ZM5 79H4V80H5ZM7 79H8V78H7ZM40 79H41V78H40ZM40 79H39V80H40ZM149 79H150V78H149ZM189 79H190V78H189ZM8 80H10V79H8ZM41 80H42V79H41ZM1 81H2V79H1ZM14 81H16V80H14ZM19 81H21V80H19ZM37 81H38V80H37ZM233 81H234V80H233ZM5 82H6V81H4V82H0V84H1V83H2V84L4 83V84H5L4 86H5V87H6V86L8 87L9 84H8V83H5ZM8 82H9V81H8ZM10 82H11V81H10ZM38 82H40V84H42V81H38ZM183 82H184V81H183ZM185 82L188 83L189 81L187 82V79H186ZM216 82H217V81H216ZM224 82H225V81H224ZM224 82H223V83L220 82V84L222 85V84L227 83V82H225V83H224ZM234 82H235V81H234ZM11 83H12V82H11ZM11 83H10V85H9L10 89L13 88L11 85L15 84V85H14V88H13V89L15 90V89H16L15 86H18L17 83H14V82H13L12 84H11ZM214 83H215V82H214ZM94 84H95V83H94ZM220 84H219V85H220ZM227 84H228V86H229V82H228ZM234 84H235V83H234ZM225 85H226V84H225ZM231 85H232V84H231ZM1 86H2V89H3V90H6V91H7V89H9V88H7V87H6V88H7V89H6L3 85H1ZM22 86H23V85H22ZM28 86H29V84L27 85V87H28ZM96 86H97V85H96ZM222 86H223V85H222ZM228 86H226V87H228ZM263 86H264V85H263ZM218 87L220 88V86H218ZM17 88H18V87H17ZM19 88H20V87H19ZM25 88H26V87H25ZM28 88H29V87H28ZM196 88H197V87H196ZM233 88H234V87H233ZM0 89H1V88H0ZM2 89L0 90V93L2 92ZM131 89H132V87H131ZM176 89H177V88H176ZM221 89H222V87H221ZM21 90H22V89H21ZM21 90H20V91H21ZM25 90H26V89H25ZM28 90H31V92L28 91ZM28 90H26L25 92L28 91L27 93L30 94V95L33 94V93H35L34 90L32 91V88H29ZM151 90H154V89H151ZM222 90L224 91L225 88L222 89ZM222 90H221V91H222ZM231 90H232V89H231ZM6 91H5V92H6ZM16 91H17V90H16ZM16 91H14L13 93H15ZM23 91H24V88H23ZM149 91H150V90H149ZM7 92H9V91H7ZM82 92H83V91H82ZM95 92H97L96 89H95ZM134 92H135V91H134ZM153 92H154V91H153ZM205 92H206V94H205L204 92H202V91L200 92V95H201V96L203 95V96L205 97V98L203 99V98H202L203 96H202V97L200 98V101H201V100L204 101L205 99H208V98L206 97V96H207V90H206ZM3 93H4V91H3ZM3 93H2V94H3ZM27 93H26V94H27ZM10 94H11V91H10ZM17 94H18V91H17ZM17 94H14V95H13L14 97L9 95V98H10V99L7 98L8 101H7V99L5 100L6 102H4V103H7V102L10 103V101H12L10 104L8 103L9 105L7 104L8 106L5 104L7 107H9V108L11 107V108H12V103H15V102L17 103V101L19 102V100L17 99V98H18V97H17V96H18ZM20 94H21V93H20ZM23 94H24V92H23ZM26 94H25V96H26V98H27V95H26ZM81 94H82V93H81ZM88 94H89V93H88ZM156 94H157V93H156ZM204 94H205V95H204ZM30 95H29V96H30ZM109 95H110V94H109ZM197 95H198V94H197ZM200 95H199V96H200ZM3 96H4V94H3ZM19 96H20V95H19ZM33 96H36V95H33ZM72 96H74V95H72ZM134 96H135V95H134ZM213 96H214V95H213ZM11 97H12V98H11ZM15 97H16V98H15ZM57 97H59V96H57ZM62 97H64V96H62ZM197 97H198V96H197ZM20 98H21V97H20ZM26 98H24V99L26 100ZM29 98H30V97H29ZM116 98H117V97H116ZM3 99H4V98H3ZM13 99H14V100H13ZM15 99H16L17 101H16ZM27 99H28V98H27ZM30 99H31V98H30ZM62 99H63L64 101L61 102V98H59V101L61 102L60 104H59V103H58V104H55V106H56L57 108L53 110L54 114H53L51 111H49V109H48V111H47V109H46L47 112L44 111L45 109L42 110V108H43L42 103H43V102L41 103V102L37 101L38 99L35 100V102H37V103L34 102V103L36 104V105L34 104V106L32 105L33 102H32L31 100L28 101V103H29V105H30V102H31V105L34 107V108H33L32 106H30L31 109L33 108L32 111L35 110L33 113H35L36 111H37V112L42 111L41 114H40V112H39V114L41 115V117H44V115L47 114L48 116L45 115L46 118H45V117H44V118L47 119V121H49V122H53V121H54L53 119H54L55 117H57L58 114H60V116H61V112L63 111V107H64V106H68V105L70 104V103H67V104H66V97H65V98H62ZM73 99H74V98H73ZM73 99H72V100H73ZM94 99H95V98H94ZM150 99H151V98H150ZM184 99H185V98H184ZM226 99H227V98H226ZM9 100H10V101H9ZM28 100H29V99H28ZM32 100H33V99H32ZM67 100H68V99H67ZM114 100H115V99H114ZM152 100H153V99H152ZM152 100H151V101H152ZM213 100H214V99H213ZM215 100H216V99H215ZM260 100L263 101V102H262V104H263V103H264V100H263L262 98H261ZM33 101H34V100H33ZM74 101H75V100H74ZM91 101L93 102V98H92ZM94 101H95V100H94ZM134 101H135V100H134ZM207 101H208V100H207ZM38 102L41 103V104H40V105H42L41 107H40V105H39ZM55 102H56V101H55ZM64 102H65V103H64ZM67 102H69V100H68ZM114 102H115V101H114ZM116 102H117V101H116ZM201 102H202V101H201ZM215 102H216V101H215ZM19 103H20V102H19ZM22 103H23V102H22ZM63 103L66 104V105H64ZM194 103H195V102H194ZM206 103H207V102H206ZM258 103H259V102H258ZM44 104H45V102H44ZM62 104H63V105H62ZM71 104H72V103H71ZM114 104H115V103H114ZM136 104H137V102H136ZM151 104H152V103H151ZM29 105H28V106H29ZM46 105H48V104H46ZM46 105H45V107H46ZM58 105H60V106H58ZM73 105H74V103H73ZM115 105H116V104H115ZM256 105H257V104H256ZM259 105L262 106V105H261V101H260V104H259ZM263 105H264V104H263ZM6 106H5V107L3 106V108H4L3 110H4V111H6V108H7ZM14 106H15V105H14ZM37 106H38V107H37ZM71 106H72V105H70L69 107L71 108ZM112 106H113V105H112ZM137 106H138V105H137ZM155 106H156V105H155ZM205 106H206V105L203 104V106H202V111H203V108H204ZM257 106H258V105H257ZM58 107H59V109H58ZM61 107H62V109H61V112H60V111H58V110H60ZM69 107H68V108H69ZM72 107H73V106H72ZM110 107H111V104H110ZM115 107H116V106H115ZM115 107H114V108H115ZM151 107H152V106H151ZM262 107H263V106H262ZM11 108H10L9 111H8L9 114H10V112L13 110L14 107L12 108V110H11ZM18 108H19V107H18ZM28 108H29V107H28ZM38 108H39V109H38ZM46 108H47V107H46ZM49 108H50V107H49ZM64 108H65V107H64ZM66 108H67V107H66ZM143 108H144V107H143ZM153 108H154V107H153ZM205 108H208V107H205ZM263 108H264V107H263ZM0 109H2V108H0ZM14 109H15V108H14ZM37 109H38V110H37ZM71 109H72V108H71ZM71 109H70V110H71ZM108 109H109V108H108ZM110 109H111V108H110ZM139 109H140V107H139ZM150 109H152V108H150ZM150 109H149V111H150ZM10 110H11V111H10ZM55 110L59 112V113L57 112V113H58L57 115H56V111H55ZM112 110H113V107H112ZM112 110H111V111H112ZM146 110H147V108H146ZM152 110H153V109H152ZM17 111H18V110H17ZM19 111H20V110H19ZM43 111H44L45 113H43ZM108 111H110V110H108ZM116 111H117V110H116ZM204 111H205V113H204V112H203V113L205 114V116H207L208 112H206V110H204ZM207 111H208V110H207ZM2 112H3V111H2ZM2 112H1V113H2ZM12 112H13V111H12ZM23 112L26 113V112H30V111H28V109H27V111H26V110H23ZM48 112H49V113H48ZM70 112L73 113V109H72V111H69V114H70ZM141 112H142V110H141ZM147 112H148V110H147ZM155 112H156V111H154V113H155ZM3 113H5V112H3ZM6 113H7V111H6ZM16 113H17V112H16ZM25 113H24V114H25ZM143 113H144V111H143ZM255 113L257 114V112H255ZM9 114H6V115H8V116H6V115L4 114L6 117H3V114H1V115H2V118H3L2 122L5 121V122H4V125L7 124V122H6L7 119H8L7 121H10V119H9L10 117H11V119H13V120H14V119H17V118H14V116H13L14 113H13V114L11 113L12 116H11V114H10V115H9ZM20 114H21V113H20ZM26 114H27V113H26ZM31 114H32V112H31ZM36 114H37V113H36ZM50 114H51V115H50ZM107 114H108V113H107ZM112 114H113V113H112ZM122 114H123V118L125 117V115L128 116V114H127V113L125 114V112H124V113L122 112ZM149 114H150V113H149ZM149 114H148V115L146 114V115L149 116ZM151 114H152V112H151ZM156 114H157V113H156ZM256 114H255V115H256ZM18 115H19V114H18ZM22 115H23V114H21L20 116L23 118V116H25V115H23V116H22ZM53 115H54V116L56 115V116L54 117ZM209 115H210V114H209ZM16 116H17V114H16ZM29 116H31V115H29ZM52 116H53V119H52ZM159 116H161V115H159ZM185 116H186V115H185ZM185 116H184V117H185ZM203 116H204V115H203ZM7 117H9V118H7ZM12 117H13V118H12ZM17 117H18V116H17ZM37 117H38V116H37ZM49 117H51L50 120L52 119L53 121H52V120H51V121L48 120ZM128 117H129V116H128ZM256 117H257V116H256ZM4 118H5V119H4ZM22 118H19V121L21 122L22 127H24V126H23V119H22ZM61 118H62V117H61ZM104 118H105V117H104ZM125 118H126V117H125ZM125 118H124V119H125ZM150 118H151V117H150ZM154 118H156V117H154ZM188 118H189V117H188ZM21 119H22V120H21ZM29 119H30V118H29ZM45 119H43V120H45ZM56 119H57L56 121L60 120L59 116H58ZM126 119H127V118H126ZM132 119H133V118H132ZM147 119H148V118H147ZM160 119H162V118H160ZM247 119H248V117H247ZM258 119H260V118H258ZM258 119H257V120H258ZM122 120H123V119H122ZM130 120H131V119H130ZM152 120H153V119H152ZM152 120H151V121H152ZM179 120H180V119H179ZM257 120H256V122H255V125H256L257 122H260V123H261V121L264 120V116H263V118L260 119V121H259V120L257 121ZM0 121H1V117H0ZM15 121H16V120H15ZM19 121L17 120V122L12 121L11 123H9V124L7 125V126H9L8 129H7V127L5 128L4 125H3V126L0 125V130H2V131H0L1 134H2V135L0 134V137L2 138V139H0V152H1L2 150L4 151L5 148L8 149L7 152H11V150H12V152H13V150L15 149L14 147L17 145V142H18V140H19V137H18L19 135H18V134H19V132L22 133V131H23L22 129H20V128H21V124H19ZM31 121H32V119H31ZM56 121H55V122H56ZM134 121H135V122H136V121L140 122V120H137V119L134 120ZM29 122H30V121H29ZM45 122H46V121H45ZM135 122H133V123L135 124ZM155 122H156V121H155ZM248 122H249V121H248ZM24 123H26V122L24 121ZM61 123H64V121H62ZM66 123H67V122H66ZM128 123H129V122H128ZM131 123H132V122H131ZM136 123H137V122H136ZM140 123H141V125H142L143 127H145V126L143 125L144 123H143L142 121H141ZM140 123H139L138 125H137V124L134 125V126H135L134 130H136V129L138 128V130L140 131V129H141V127H142V126L140 125ZM147 123H148V122H147ZM149 123H150V122H149ZM156 123H157V122H156ZM158 123H159V122H158ZM160 123H161V122H160ZM231 123H232V121H231ZM32 124H33V123H32ZM51 124H52V123H51ZM53 124H56V123L53 122ZM67 124H69V123H67ZM124 124H125V123H124ZM151 124H152V123H151ZM162 124H163V126H164V123H162ZM258 124H259V123H257L256 126L254 125V128L256 129V131H254L255 129H252V134L256 132V133H255L256 135H252V134H251V136H252V140H251V145H250L252 148L254 147V148H256V149H257V147H255L253 143L256 142V145H257V144H261V143L264 141L263 139H261L262 137H264V136H263V135H264V133H263L264 121L261 123L262 125H261V124L258 125ZM25 125H28V122H27V124H25ZM30 125H31V124H30ZM147 125H148V124H147ZM46 126H47V125H46ZM57 126H58V125H57ZM61 126H62V125H61ZM61 126H60V127H61ZM64 126L66 127V125H64ZM129 126H130V124H129ZM134 126H133V127H134ZM139 126H140V129H139ZM150 126H152V125H150ZM156 126H157V124H156ZM160 126H161V125H160ZM163 126H162V127H163ZM257 126H258V127H257ZM1 127H2V128H1ZM30 127H33V125H31ZM30 127H29V128H30ZM62 127H63V126H62ZM69 127H70V126H69ZM136 127H137V128H136ZM143 127H142V130H143ZM148 127H149V126H148ZM148 127H147V128H148ZM153 127H154V126H153ZM3 128H5V129H4L5 131H6V129H7V130L10 131V132L7 133V132L3 131ZM41 128H42V127H41ZM150 128H151V127H150ZM157 128L159 129V126H158ZM160 128H161V127H160ZM164 128H165V126H164ZM184 128H185V127H184ZM19 129H20L21 131H20ZM23 129H24V128H23ZM51 129H52V128H51ZM51 129H50L49 132H52L53 129H52V130H51ZM60 129H61V128H60ZM62 129H63V128H62ZM66 129H67V128H66ZM66 129L64 128L62 131H64V130L67 131ZM71 129H73V128H71ZM71 129H69V130H68L67 132H65V133H61V135L59 134L60 137H61L62 134H63V136L61 137L62 139L60 140V141H61V145H62V143H64L63 145H65L66 143L69 144L70 142H73V140H71V139L75 136V133H74V136H72L73 133H69V131H70ZM129 129H130V128H129ZM145 129H146V128H144V130H145ZM258 129H259V130H258ZM40 130H42V129H40ZM47 130H48V129H47ZM47 130L45 131V134H46V135H47L46 132H48ZM131 130L133 131L134 135L136 136L135 131L132 129V127H131ZM138 130H136V131H138ZM162 130H163V128L161 129V131H162ZM57 131H59V130H57ZM71 131H72V130H71ZM71 131H70V132H71ZM146 131H147V130H146ZM157 131H158V130H157ZM157 131H156V132H157ZM164 131H165V130H164ZM253 131H254V132H253ZM35 132H37V130H36ZM40 132H41V131H40ZM53 132H54V131H53ZM75 132H76V131H75ZM149 132H150V130H149ZM261 132H262V134L260 135ZM3 133H4V134L7 133V134H9V135L6 134L7 136H3V135H4ZM42 133L44 134V132H42ZM42 133H41V134H42ZM98 133H99V132H98ZM145 133H146V132H145ZM164 133H165V132H164ZM166 133H167V132H166ZM35 134H36V133H35ZM37 134L39 135V133H37ZM43 134H42V135H43ZM51 134H52V133H51ZM51 134H50V137L52 136ZM64 134H65V135H64ZM68 134H69V135H68ZM139 134H140V133H139ZM148 134H149V133H147V135H148ZM169 134H170V133H169ZM27 135H28V134H27ZM38 135H34V136H33L34 139L32 138V135H31V136H29V135L27 136L30 145H28L29 143L27 142L28 144L26 143V144H27L26 147H28V146H29V148L31 147L30 149H28V151L30 150L29 153H30V152H31V153L29 154L28 151L26 152L28 155H32V156H33V155L37 154V152H40L39 149H38V150H37V149H35V150L32 149V148H33L32 146H34L35 148H36V147H39V148H40L41 146L44 147V144L42 143L43 140L46 138V141H48V139H49L48 136H47V137L45 136V137H40V138H39ZM70 135H71L72 137H71ZM99 135H100V134H99ZM159 135H160V134H159ZM162 135H163V133H162ZM162 135H160V136H162ZM165 135H166V134H165ZM167 135H168V134H167ZM259 135L262 136V137H260ZM2 136H3V137H2ZM25 136H26V135H25ZM36 136H38V137H36ZM53 136H55V137L58 138V135H57V134H55V135H53ZM148 136H149V135H148ZM172 136H173V135H172ZM220 136H221V135H220ZM254 136H256L255 139L258 140V141H254V142H253V140H255V139H254ZM29 137H31L32 140H31ZM35 137H36V139H35ZM55 137H53V138H54V141H53V142H51L52 139H51V141H49V142H51V144H52V143H53V144L55 143V139H56ZM97 137H98V136H97ZM157 137H158V136H157ZM258 137H260V139H259ZM43 138H44V139H43ZM47 138H48V139H47ZM77 138H78V139H76V143L79 141V137H77ZM137 138H138V137H137ZM141 138H142V137H141ZM150 138L152 139L153 137H150ZM155 138H156V137H154V140H155ZM257 138H258V139H257ZM73 139H74V138H73ZM144 139H145V138H144ZM156 139H157V138H156ZM164 139H165V138H164ZM171 139H172V138H171ZM26 140H27V139H26ZM28 140H27V141H28ZM58 140H59V138H58ZM154 140H153V141H154ZM158 140H159V139H158ZM261 140H262V141H261ZM30 141H31V142H30ZM46 141L44 142L45 144L48 143V142L46 143ZM60 141H58V142L60 143ZM74 141H75V139H74ZM139 141H140V139H139ZM148 141H149V140H148ZM165 141H166V139H165ZM260 141H261V142H260ZM95 142H96V141H95ZM95 142H94V143H95ZM142 142H143V141H142ZM146 142H147V141H146ZM151 142H152V141H151ZM156 142H157V140H156ZM161 142H162V141H161ZM161 142H160V143H161ZM171 142H172V140H171ZM175 142H177V141H175ZM220 142H223V141H220ZM257 142H258V143H257ZM31 143H32V144H31ZM59 143H58V144H59ZM78 143H79V142H78ZM81 143H83V142L81 141ZM81 143H80V145H81ZM147 143H148V142H147ZM149 143H150V142H149ZM172 143H173V142H172ZM240 143H241V142H240ZM21 144H22V143H21ZM21 144H20V145H21ZM26 144H25V145H26ZM68 144H67V145H68ZM70 144H71V143H70ZM142 144H143V143H142ZM163 144L165 145L164 142H163ZM182 144H184V146H185V145L187 146V143H186V142H183ZM182 144L179 143V146L182 147V146H183ZM235 144H236V143H235ZM263 144H264V143H263ZM47 145H48V144H47ZM67 145H65V147H66ZM76 145H77V144H76ZM80 145H77V146H80ZM153 145H154V144H153ZM158 145H159V144H158ZM164 145H163V146H164ZM252 145H253V146H252ZM23 146H24V145H23ZM52 146H53V145H52ZM54 146H55V145H54ZM69 146H70V145H69ZM91 146H92V145H91ZM149 146H150V145H149ZM165 146H166V145H165ZM171 146H172V145H171ZM177 146H178V145H177ZM186 146H185V147H186ZM43 147H42V148H43ZM45 147H46V146H45ZM60 147H61V146H60ZM145 147L147 148V146H145ZM175 147H176V146H175ZM181 147H179V148H181ZM185 147H183V150H184ZM192 147H193V146H192ZM194 147H195V146H194ZM251 147H248V148L250 149ZM54 148H55V147H54ZM61 148H62V147H61ZM171 148H172V147H171ZM179 148H178V149H179ZM187 148H189V147L187 146ZM187 148H185V153L189 152L188 150H187V152H186V149H187ZM258 148H260V147H258ZM20 149H21V148H20ZM31 149H32V150H31ZM149 149H150V148H149ZM167 149H168V148H167ZM191 149H192V148H191ZM232 149H233V148H232ZM256 149H254V151H255ZM262 149H263V148L258 149V151H260V150H262ZM21 150H22V149H21ZM26 150H27V148H26ZM33 150H34V151L37 150V152L35 153V152H33ZM46 150H47V149H46ZM126 150H127V149H126ZM169 150H170V149H169ZM172 150H173V149H172ZM172 150H171V151H172ZM179 150H180V149H179ZM3 151H2V152H3ZM147 151H148V150H147ZM150 151H151V150H150ZM164 151H165V150H164ZM181 151H182V149H181ZM191 151L194 152V149L191 150ZM249 151H250L249 154L251 153V151L253 152L252 149L249 150ZM258 151H257V153H258ZM262 151H264V150H262ZM18 152H19V150H18ZM20 152H21V151H20ZM32 152H33V153H32ZM166 152H167V151H166ZM195 152H196V151H195ZM246 152H247V150H246ZM246 152H245V153H246ZM169 153H170V151H169ZM255 153H256V151H255ZM260 153H263V152L260 151V152L258 153V155H259ZM23 154H24V150L22 151V155H23ZM27 154H25V155H27ZM189 154H190V153H189ZM189 154L187 153L188 156H189ZM191 154H192L193 156H192V155H190V156L195 157V159H196V156H197V155L195 154L196 156H194V153H191ZM28 155L25 156V158L27 157L26 160H27L28 157H29ZM256 155H257V154H255V156H254L253 153H251L250 156H247V154H246V155L244 154V156L242 157V158H243L242 160H244L245 156H247L248 159L245 158L246 160L243 161V162L240 161L241 159H239V162H240V163H237L236 161H234V162H236V163L234 164V162H233L232 164L235 165V166H234L235 168H233V166L231 165V167H232L233 169L230 167V168H231V170H230L231 172H230V171H229L228 173L226 172L227 175H228L229 177H227V178L224 179V180L222 179L223 182H220L221 180L218 181V177H220L221 173H217V174H220V175H218V177H217V176L213 177V176L211 175L213 178H212L211 176L208 177V175H207L208 178H207V179H206V177H204V178H205L206 180H208V181H205V183L202 182V185L204 184L202 187H199L200 185H198L199 188H198V187L194 188L196 185L192 184L190 179L194 178V180H195L196 178L199 177V175H201V174L203 173V171H204V167H206V166H203V164H202V162H201V165H202L203 167H201V171L198 172V175H197V173H196L197 177H196V175H192L191 178H190V176L188 177V179L190 180L189 183H191V184L193 185V187H192L190 184H188V183H187V186L190 185V187L188 188L190 193H191V191H190L191 187L194 189V192L192 193V195L194 196V198H193V199L191 198V199L189 200V198H190V197H193V196H192L191 194H188V195H191V196H188V195H187L188 198L185 197V198L187 199V201H186V199H184V198H181V199H183V200L180 199V201H183V202H182L183 204L180 203V204L184 207L183 209H185V207L187 208V206H189L188 209H190V207L192 208V207H193V203L195 202V200H198L197 202L194 203V204H196V206H197V207H196V206L194 205V207H195L196 210L194 209V211H192L193 209H191V211L193 212V215H192V213H189V214H188L187 209H186V212H187V213H185V212L183 213V210H181V211L177 210L178 208H177L176 205H177V202L179 203V200L176 201L175 196H173L174 193H172V191H173V190L171 189L172 187L170 188V186H171V182H170V181L172 180V177H171V178H170V177H169V178L166 177V180H165L164 184L162 183V182L164 181V180H162V178H161L162 182L159 181V182H160L159 184H160L161 188H164V187H162V185H163V186H165V189H164V191H163V189L160 190L159 188H157V189H159L158 192H159V191H163V192H162V195H160V193L157 194V196H159V195L161 196V197H159V198H161V200H160L161 203H158V205L160 204V205L162 206L161 209H163V214L169 219V223L171 222L170 225L174 224V225H172L173 227L178 226L179 223L177 222V218H178V219L181 218V215H183V214H184V215L186 214L185 216H183V217H186V218H187V215H190V214H191V217H192V218H189V221H188V222H187L188 218H187V220H186L187 223H189L190 220H191V222L188 224V225H190V227H192L193 225H195L194 222L196 223L197 218H198L199 215H200L199 218H201V219H199V221H200V220H204V219L206 220V221L204 220L205 222H204V221H203V222L200 221L201 223H204V224H202V225H201V223H196V225L192 227V229H191L192 231H190V228H189V227H188L189 229L186 228V232L190 231V233H188V234H189L188 237L190 236L189 239H190V242H191V245H192V246H191V250H192V252H191L190 254H192L193 252L196 253V254H194V256L191 255L190 258H192V256H193V257H195V256L198 257V260H197V258H196V260H195V259L192 260L194 263H195V261L198 262V261H200V259H201L202 262H204V263H205V261H206L205 264H212V262H210V261H211L210 259H211V257H214V256L216 257V255L214 254V256H213V252L210 250V247H208L209 244H210L209 246H212L211 243H210L211 241H210V239L208 238V236H211V235H212V237H210V238L212 239L213 236H214L216 233H215V234L212 233L211 235L206 234V235H208L207 238H206L204 232L207 231L206 233H208L209 231H210V232H211V231H214V228L216 229V226H217V228H218V227L221 228V226H218V225L221 224L220 221H222L221 219H223V215H224V214L226 215V213H225L226 211H225V210H227V212H229L228 214H231V217H228V214H227V216H226V217H228V219L225 221L226 224H227V222L229 221V223L227 224V226H230V227H232V228L235 227V229H236V225L238 224V222L241 221V217L245 216V215H242V212H241V215H240V212H239V209H241V211H244V210H245V209L242 210V208H241V205H242L243 203L240 204V206L238 205L239 203H241L242 200H240V201L237 202L238 199H237V200L235 199L234 202H233V199L236 198V196L239 194L238 192H239V190L241 189L242 186L245 188V187L247 186L248 183L253 182V183H251V184H253V185L255 186L254 191H257V192H254V194H257V193H258V194L261 196L260 198H262L261 201H264V170H263V169H264V158H263V157H264V154H262L263 157L260 158V159L263 161V164H262V162L260 161L259 157H256ZM18 156H19V155H18ZM18 156H17L18 159L15 158V159H13V161H14V160H16V161L19 160V157H18ZM32 156H30L32 160H31L30 158H29V159H30V160L33 162V164H34V160H35V159L33 160ZM37 156H38V155H37ZM43 156H44V155H43ZM50 156H51V155H50ZM21 157L23 158V156H21ZM163 157H164V156H163ZM192 157H191V158H192ZM253 157H256V158L259 159V161L261 162V163H260V162L257 163L258 165L260 164V165H259L260 167H259L258 165H256V168H257V167H259V168H263L261 171H260L258 168H257V170H258V171H257V170L254 168V166H252V168H254V170H253L252 172H254V171L256 170L254 173H252L251 170H249V169H251V167H250L251 165H255V164L251 163ZM34 158H36V156H35ZM37 158H39V157H37ZM43 158H44V157H43ZM46 158H47V157H46ZM203 158H204V157H203ZM205 158H206V157H205ZM208 158H210V156H209ZM23 159H24V158H23ZM48 159H50V158H48ZM106 159H107V158H106ZM167 159H168V158H167ZM206 159H207V158H206ZM211 159H212V157H211ZM254 159H255V158H254ZM254 159H253V160H254ZM257 159H256V160H257ZM11 160H12V159H11ZM11 160H10V161H11ZM36 160H37V159H36ZM36 160H35V161H36ZM41 160H42V159H41ZM44 160H45V159H44ZM13 161H12V162H13ZM24 161H25V159H24ZM27 161H28V162L25 163V162H23V161L20 159V162H19V163L16 162L15 165H13L12 168H10V170L12 169V172H11V178H10V179H11V180H10L11 182H8V183H9V184L11 183V184H10L11 186H13V185H15V186L19 185V187H17V188H19V189H18L19 191L22 190V189L24 188V187H23V183H24V181H25L24 178L26 179V177H25V176L21 177V174L24 175L25 173H24V172H23V173H20V172H22V171L19 170V169H21V167H19V165H17V164H20V163L22 162V163H21L22 166H24L23 163L29 165V160H27ZM164 161H165V160H164ZM189 161H190V160H189ZM203 161H204V160H203ZM208 161H209V160H208ZM212 161H213V160H212ZM237 161H238V159H237ZM254 161H255V160H254ZM254 161H253V162H254ZM257 161H258V160H257ZM12 162H11V163H12ZM47 162L49 163V161H47ZM159 162H160V161H159ZM161 162H162V161H161ZM161 162H160V163H161ZM206 162H207V161H206ZM209 162H210V161H209ZM213 162H215V161H213ZM255 162H256V161H255ZM255 162H254V163H255ZM5 163H6V162H5ZM5 163H3V164H5ZM13 163H14V162H13ZM39 163H40V162H39ZM39 163H37L36 165H38ZM162 163H163V162H162ZM190 163H192V162H190ZM204 163H205V161H204ZM6 164H7V163H6ZM30 164H31V163H30ZM33 164H32V165H33ZM192 164H193V163H192ZM194 164H195V163H194ZM211 164H212V163H211ZM211 164H210V163H207L206 165H208V166H207L205 169H206V170H207V169L210 170L209 166H211ZM236 164H237V165H236ZM249 164H251V165H249ZM261 164H262L263 166H262ZM21 165H20V166H21ZM39 165H40V164H39ZM42 165H44V163H43ZM42 165L39 166V167H42ZM165 165H166V164H165ZM187 165H188V162H187ZM10 166H11V165H10ZM29 166H30V165H29ZM181 166H182V165H181ZM1 167H3V166L1 165ZM44 167H45V166H43V168H44ZM27 168H28V166L24 168V169L26 170V171L24 170L25 172H27ZM37 168H38V167H37ZM47 168H48V167H47ZM230 168H229V169H230ZM7 169H8V168H7ZM29 169H30V168H28V170H29ZM32 169H33V168H32ZM35 169H36V168H35ZM39 169H40V168H39ZM169 169H170V168H169ZM202 169H203V170H202ZM40 170H42V168H41ZM43 170H44V169H43ZM171 170H172V169H171ZM206 170H205V171H206ZM209 170H208V173H209ZM232 170H233V171H232ZM45 171H47V170L45 169ZM164 171H165V170H164ZM194 171H195V169H194ZM196 171H198V170L196 169ZM28 172H29V171H28ZM28 172H27V173H28ZM41 172H42V171H41ZM41 172H40V173H41ZM43 172H44V171H43ZM158 172H159V171H158ZM200 172H201V174H199ZM211 172H212V171H211ZM162 173H163V172H162ZM214 173H215V172H214ZM224 173H225V172H224ZM224 173H223V174H224ZM229 173H231V175H230ZM232 173H233V174H232ZM4 174H5V173H4ZM19 174H20V175H19ZM33 174H34V173H33ZM33 174H32V175H33ZM44 174H45V172H44ZM157 174H158V173H157ZM204 174H205V173H204ZM206 174H207V173H206ZM212 174H213V173H212ZM217 174H216V175H217ZM17 175H19L21 178H20V179H19V177L17 178V177H16ZM27 175H28V174H27ZM40 175H41V174H40ZM209 175H210V174H209ZM2 176H3V175H2ZM9 176H10V175H9ZM34 176H35V175H34ZM37 176H38V177H37ZM44 176H45V175H44ZM44 176H43V173H42V176H41V177L43 178ZM49 176H50V175H49V173H48V174H47V178H46V176H45V177L42 179V180H43V181H42L43 183H40V188H41V186H43L42 188H44V186H45V189H46V187L48 188V187L53 183V182H52V177H49ZM165 176H166V174H165ZM173 176H174V175H173ZM7 177H8V175H7ZM15 177H16V178H15ZM36 177H37V179L39 178L38 173L36 174ZM36 177H35V178H36ZM48 177L50 178V180H49ZM160 177H161V174H158L157 179L160 178ZM216 177H217V178H216ZM221 177H222V178H225L226 176H225V175H222ZM3 178H4V177H3ZM22 178H23V180H21ZM7 179H8V178H7ZM17 179L19 180V182H18ZM29 179H30V178H27V181L24 183V185H26V183L29 181ZM32 179H33V176H32ZM37 179H36V180H37ZM170 179H171V180H170ZM173 179H174V178H173ZM199 179H200V178H199ZM202 179H203V178H202ZM205 179H203V180H205ZM220 179H221V178H220ZM16 180H17L18 184L15 183ZM20 180H21V181H20ZM33 180H34V179H33ZM158 180H160V179H158ZM174 180H175V179H174ZM196 180H197V179H196ZM196 180H195V181H192V182H196ZM254 180L257 182V183H256L257 186L255 185ZM8 181H9V180H8ZM31 181H32V180H31ZM39 181H41V178H40ZM187 181H188V180H187ZM198 181H199V180H197V183H198ZM20 182H22V184H20ZM32 182H33V181H32ZM32 182H31V183H32ZM48 182H49V183H48ZM50 182H51V184H50ZM172 182H173V180H172ZM8 183H7V184H8ZM28 183H29V182H28ZM28 183H27V184H28ZM161 183H162V184H161ZM173 183H174V182H173ZM211 183H212V184H211ZM42 184H43V185H42ZM48 184H50V185L48 186ZM169 184H170V185H169ZM210 184H211V185H210ZM241 184H242V185H241ZM251 184H250V185H251ZM155 185H157V184H155ZM185 185H186V184H185ZM250 185H249V186H250ZM253 185L250 186V188L253 187ZM11 186H10V187H11ZM51 186H53V185H51ZM51 186H50V188H51ZM158 186H159V185H158ZM249 186H247L248 192L253 191V189H250ZM25 187H26V186H25ZM32 187H34V186H32ZM156 187H157V186H156ZM156 187H155V188H156ZM257 187H258V188H257ZM15 188H16V187H15ZM15 188H14V190L16 191ZM26 188H27V187H26ZM34 188H35V187H34ZM50 188H48V189H50ZM197 188H198V189H197ZM11 189H12V188H11ZM30 189H31V188H30ZM256 189H257V190H256ZM6 190H7V189H6ZM14 190H13V192H14ZM31 190L33 191V189H31ZM153 190H154V188H153ZM171 190H172V191H171ZM241 190H242V189H241ZM249 190H250V191H249ZM258 190H259V191H258ZM4 191H5V189H4ZM10 191H11V190H10ZM24 191H25V190H23L22 192H24ZM174 191H175V190H174ZM245 191H246V189H245ZM13 192H12V194H13ZM27 192H28V191H27ZM242 192H243V191H241V193H242ZM259 192H260V193H259ZM5 193H7V192L5 191ZM19 193H20V192H19ZM156 193H157V192H156ZM241 193H240V194H241ZM246 193H247V192H246ZM9 194H11V192H10ZM24 194H25V193H24ZM247 194H248V193H247ZM252 194H253V193H252ZM18 195H19V194L15 195V196H18ZM250 195H251V194H250ZM3 196H4V195H3ZM6 196L10 197L9 195H6ZM6 196H4V198H5ZM15 196H14V197H15ZM26 196H27V194H26ZM252 196H253V195H252ZM252 196H250V197H252ZM1 197H2V196H1ZM8 197H7V198H8ZM12 197H13V195H12ZM176 197H177V196H176ZM239 197H241V195H240ZM239 197H238V198H239ZM257 197H258V195H257ZM4 198H3V200H4ZM7 198H6V199H7ZM15 198H16V197H15ZM179 198H180V197H177V199H179ZM253 198H254V196H253ZM253 198H252V200H253ZM260 198L258 197V200H259ZM9 199H10V198H9ZM11 199H12V198H11ZM33 199H34V198H32V200H33ZM156 199H157V197H156ZM239 199H241V198H239ZM242 199H244V198H242ZM245 199L247 200V197H246ZM250 199H251V198H250ZM14 200H17V199H14ZM151 200H152V199H151ZM184 200H185V201H184ZM191 200H192V203H191ZM193 200H194V202H193ZM199 200H200L201 202H200ZM209 200H210V201L212 200V201L214 202L215 205H213V208H216V212L211 213V214H210V212H213L212 207H211V204H210L212 201L210 202ZM255 200H256V196H255ZM6 201H7V200H6ZM34 201H35V200H34ZM37 201H38V200H37ZM188 201H190V202H188ZM247 201H248V200H247ZM0 202H1V201H0ZM30 202H32V201L30 200L29 203H30ZM38 202H39V201H38ZM157 202H158V201H157ZM187 202H188V203H187ZM198 202H199V206L197 205ZM209 202H210V203H209ZM213 202H212V203H213ZM235 202L238 203L237 205L239 206V209H238L237 205H234V206H233V203H235ZM242 202H243V201H242ZM256 202H257V201H256ZM26 203H27V202H26ZM184 203H185V204L187 203L188 205L186 206ZM190 203H191V204H190ZM247 203H248V202H247ZM253 203H255V201H254ZM257 203H258V202H257ZM30 204H31V203H30ZM151 204H152V202H151ZM180 204H178V205H180ZM189 204H190V205H189ZM208 204H210V205H208ZM255 204H256V203H255ZM255 204H254V205H255ZM258 204H261V203H258ZM262 204H263V203H262ZM262 204H261V205H262ZM16 205H17V206L14 207L15 209L18 207V204H16ZM25 205H26V204H25ZM35 205H36V204H35ZM98 205H99V204H98ZM261 205H259V206H261ZM263 205H264V204H263ZM36 206H37V205H36ZM92 206H93V205H92ZM151 206H152V205H151ZM151 206H150V207H151ZM214 206H215V207H214ZM246 206H248V205H246ZM259 206H258V207H259ZM24 207H25V206H24ZM152 207H153V206H152ZM152 207H151V208H152ZM179 207L182 209L181 206H179ZM210 207H211V211H210V209H209ZM234 207H237V208L235 209ZM12 208H13V207H12ZM14 208H13V209H14ZM180 208H179V209H180ZM243 208H245V207H243ZM250 208H251V207H249V209H250ZM254 208H255V206L253 207V209H254ZM262 208H264V207L261 206V209H262ZM10 209H11V207H10ZM10 209H9V208L7 209V212H6L7 214L5 213L6 215L4 214V212H5L4 210L0 211V217L2 218V217L5 215V216H6L5 219L8 220V217H9V219H10V213H11ZM17 209H18V208H17ZM27 209H29V207H28ZM133 209H134V208H133ZM161 209H160V210H161ZM237 209H238V210H237ZM249 209H248V210H249ZM256 209H258V208H256ZM18 210H20V208H19ZM18 210H17V212H18ZM246 210H247V208H246ZM251 210H252V208H251ZM8 211H10L9 214H8ZM26 211H28V210H26ZM145 211H146V209H145ZM148 211H150V210H148ZM209 211H210V212H209ZM249 211H250V210H249ZM249 211H248V212H249ZM255 211H256V210H255ZM259 211H260V210H259ZM2 212H3V213H2ZM15 212H16V211H15ZM17 212H16V213H17ZM250 212H251V211H250ZM260 212H261V211H260ZM263 212H264V211H263ZM13 213H14V211H13ZM25 213H26V212H25ZM146 213L149 214L148 212H146ZM152 213H153V212H152ZM243 213H244V212H243ZM251 213H252V212H251ZM254 213H255V212H253V214H254ZM3 214H4V215H3ZM147 214H146V215H147ZM160 214H161V213H160ZM249 214H250V213H248V215H249ZM2 215H3V216H2ZM12 215H14V214L11 213V217H13V218H11L12 221H13V219H15V221H16V218L19 217L18 214H16V215H18L16 218H14L15 215H14V216H12ZM152 215H153V214H152ZM225 215H224V216H225ZM246 215H247V214H246ZM28 216H29V215H28ZM155 216H156V215H155ZM157 216H158V215H157ZM165 216H164V218H162V219H163V223H164V219H166ZM201 216H202V217H201ZM229 216H230V215H229ZM99 217H100V216H99ZM101 217H102V216H101ZM101 217H100V218H101ZM147 217H148V215H147ZM161 217H162V216H161ZM183 217H182V219H183ZM196 217H197V218H196ZM247 217H248L249 219H246L245 221H243V220L241 221V222H242V223H241L242 228H241L240 226H238V225H237V227H240L242 230H243V228H245V230H246V227H247V226H250V228H251V226H254V225H255V227L258 226V224H260L261 222L264 224V220L262 221V219L264 218V215L261 214V213L256 212L253 216H252V215H251V216L249 215V216H247ZM1 218H0V219H1ZM175 218H176V219H175ZM202 218H203V219H202ZM230 218H232V219L229 220ZM245 218H246V217H245ZM245 218L243 217V219H245ZM261 218H262V219H261ZM3 219H4V218H3ZM26 219H27V218H26ZM182 219H181V220H182ZM192 219H193V221H192ZM7 220H6V221H7ZM17 220H18V219H17ZM149 220H151V219H149ZM159 220H161V219H159ZM175 220H176V221H175ZM194 220H196V221H194ZM207 220H208V221H207ZM224 220H225V219H224ZM260 220H261V221H260ZM15 221H14V222H15ZM25 221H26V220H25ZM27 221H29V220H27ZM146 221H148V220H146ZM156 221H157V220H156ZM174 221H175V222H174ZM246 221H250L251 223L247 222V223L249 224V225H248V224L246 223ZM259 221H260V222H259ZM1 222H2V220H0V225H5V226H6V230H7L8 227H10V226L13 227V226H14V225H11L10 223H9V226H7L8 224H1ZM7 222H8V221H7ZM30 222H31V221H30ZM143 222H144V220H143ZM154 222H155V219H154ZM172 222H173V223H172ZM179 222H180V219H179ZM183 222H185V219H184ZM192 222H193V223H192ZM223 222H224V221H223ZM223 222H222V223H223ZM243 222H244V226H245V223H246L247 226L244 227V226H243ZM4 223H5V222H4ZM11 223H12V222H11ZM27 223H28V222H27ZM151 223H152V222H151ZM157 223H159V222H157ZM175 223H176V224L178 223V224L175 225ZM180 223H181V222H180ZM21 224H24V225H25L26 222L23 223V221H22ZM94 224H95V222H94ZM146 224H147V223H146ZM159 224H161V223H159ZM165 224H166V223H165ZM165 224H164V226H165ZM191 224H193V225L191 226ZM239 224H240V223H239ZM250 224H251V225H250ZM252 224H253V225H252ZM74 225H75V224H74ZM95 225H96V224H95ZM149 225H151V224L149 223ZM156 225H157V224H156ZM162 225H163V224H162ZM184 225H185V223H184ZM186 225H187V224H186ZM186 225H185V226H186ZM188 225H187V226H188ZM221 225H222V224H221ZM261 225H262V224H260L259 226H261ZM16 226H17V225H16ZM29 226H30V225H28V226L26 225L27 228H29ZM111 226H112V225H111ZM146 226H147V225H146ZM160 226H161V225H160ZM172 226H171V230H175V232H173V233H176V235L179 234V232H178V233L176 232V231L178 230L177 228H179V227H176V228L173 229ZM180 226H183V225H180ZM80 227H82V226H80ZM161 227H162V226H161ZM222 227H224V226H222ZM0 228H1V229H0V234H1L0 236H2V234H4L3 231H4L5 229H4V227H1V226H0ZM148 228H149V227H148ZM151 228H152V226H151ZM153 228H154V227H153ZM153 228H152V230H153ZM155 228H156V226H155ZM159 228H160V227H159ZM162 228H163V227H162ZM164 228H165V227H164ZM164 228H163V230L166 229V228H165V229H164ZM168 228H169V227H168ZM248 228H249V227H248ZM248 228H247V231H248ZM250 228H249V229H250ZM252 228H253V227H252ZM257 228H258V229H257ZM257 228H255V230H254V229H253V230H254V231H256V230H260V229H262V226H261V227H257ZM259 228H260V229H259ZM3 229H4V230H3ZM11 229H12V228H11ZM37 229L39 230V227H38ZM92 229H93V228H92ZM149 229H150V228H149ZM149 229H148V230H149ZM169 229H170V228H169ZM176 229H177V230H176ZM180 229H181V228H180ZM183 229H184V228H183ZM226 229H228V228H226ZM226 229L224 228V230H226ZM230 229H231V228H230ZM2 230H3V231H2ZM12 230H13V229H12ZM24 230H26V229H24ZM35 230H36V229H35ZM148 230H147L146 233H149V234L151 235V230H149V232H148ZM155 230H156V229H155ZM166 230H167V229H166ZM181 230H182V229H181ZM181 230H179V231L181 232ZM221 230H222V229H221ZM238 230H239V229H238ZM251 230H252V229H251ZM253 230H252V231H253ZM7 231H8V230H7ZM9 231H10V228H9ZM9 231H8V232H9ZM39 231H40V232H39ZM39 231H38L37 233H38V234H39V233L41 234V230H39ZM161 231H162V230H161ZM184 231H185V230H184ZM184 231H183V232H184ZM229 231H231V230H229ZM233 231H234V230H233ZM249 231H250V230H249ZM252 231H251L250 235L255 233V234H254L255 236H254V235H251V236H250L249 233H248V236H247V234H246L245 231H244L245 234H243V233H239L240 235L243 234L242 236L245 235V236H246V239L242 238V236H241V237H239V236L237 237V235H236V237H237V241H238V239H241V238H242L241 240H239V242H242V241H243L242 244L240 243L241 245H243V243H244V245H243L244 247H241V246L239 245L240 249H243V248H244V250H241V252H238V254L241 253V254H240V256H241L240 258H238L237 260L233 259L234 261H233V260L231 261V260H229V259H227V258L225 257V258H224V261H223V259H221L224 263H223L221 260H220V261H221L222 263H219V262H218L219 259H218V257H217V259H216L217 263H218V264H264V230H262L263 233H262L261 231H257V233H256V232H252ZM4 232H5V231H4ZM8 232H7V233L5 232V234L3 235L4 237L2 236L3 239L6 238V237H7V239H8V237L10 236V235H8V234H9ZM11 232H12V231H11ZM22 232H24V231H19V232H17V233L15 232L16 234L11 233V235H13V237L16 238V239L19 238V237L21 236L20 239L23 237V240H24L25 238H27V235H25V234H27L26 232H25L24 235L22 234V235H20L19 237H17V236H18L19 234H21ZM35 232H36V231H35ZM70 232H71V231H70ZM90 232H91V231H90ZM140 232H141V231H140ZM158 232H159V231H158ZM158 232H156V233H158ZM186 232H185V233H186ZM214 232H215V231H214ZM227 232H228V231H227ZM234 232H235V231H234ZM234 232H232L233 235H234ZM239 232H240V231H239ZM241 232H242V231H241ZM141 233H142V232H141ZM156 233H155V234H156ZM173 233H172V231L169 232V230L166 231V232H164V233H161V237L159 238V240H161V243H162V242H163L162 240H166V239H168L169 236L172 235ZM232 233L230 232V234H232ZM17 234H18V235H17ZM158 234H159V236H160V233H158ZM169 234H170V235H169ZM202 234H204V236H203ZM6 235H7V236H6ZM78 235H79V234H78ZM105 235H106V234H105ZM142 235H144V234H142ZM146 235H147V234H146ZM152 235H153V234H152ZM152 235H151V236H152ZM167 235H168V236H167ZM176 235H172V239H177V237L179 238V236H176ZM183 235H184V234H183ZM218 235H220V234H218ZM218 235L216 234V236H218ZM5 236H6V237H5ZM173 236H175L176 238L173 237ZM202 236L206 239V242H209V241H210L209 243H207V244H208L207 246L204 245L205 242L200 241V239L202 240V238H203ZM252 236H254V238H253ZM11 237H12V236H11ZM11 237L7 240L8 242H9V240H10L11 242H13L14 240L17 241L16 239L11 240ZM148 237H149V236H148ZM180 237H181V234H180ZM227 237H228V236H227ZM230 237H234V236L230 235ZM236 237H235V239H236ZM248 237H250V239H247ZM251 237H252V239H251ZM142 238H143V236H142ZM146 238H147V237H146ZM146 238L144 237V238H143V241H144V239H146ZM153 238H154V237H153ZM163 238H164V239H163ZM170 238H171V236H170ZM170 238H169V239H170ZM185 238H186V237H185ZM204 238H203V240L205 241ZM217 238H218V237H217ZM0 239H1V238H0ZM104 239H105V237H104ZM181 239H182V238H181ZM181 239H179V241H180ZM208 239H209V240H208ZM232 239H233V238H232ZM235 239H234V240H235ZM5 240H6V239H4L3 244H1L2 241L0 240V241H1L0 244L2 245V246L0 245V264H1V261H2V264H3V261H7L8 264H10V263L14 264L13 262H16V261H14V259H15V260L17 259V256H16V255H19L20 257L22 256V255H20V252H18L19 250L21 251V247H19V244H21L20 241H21L22 239H21V240L18 239L19 241L16 242L18 245H17L15 242L13 243V245L16 244V246H15L16 248H15V247H9V246L11 245V242H10V245L7 247V245H5V244H7V243H5V242H7V241H5ZM23 240H22V242H23ZM139 240H140V239H139ZM141 240H142V239H141ZM177 240H178V239H177ZM207 240H208V241H207ZM215 240H216V237L214 238L213 241H215ZM217 240H218V239H217ZM217 240H216V241H217ZM222 240H223V239H222ZM230 240H231V239H230ZM24 241H26V240H24ZM166 241H168V240H166ZM169 241H171V240H169ZM219 241H220V240H219ZM231 241H232V240H231ZM244 241H245V242H244ZM29 242H30V241H29ZM154 242H155V240H154ZM172 242H173V241H172ZM177 242H178V241H177ZM177 242H175V243H177ZM187 242H188V241H187ZM234 242H235V241H234ZM234 242H232V243H234ZM4 243H5V244H4ZM136 243H138V241H137ZM164 243L166 244L167 242L164 241ZM170 243H171V242H170ZM170 243L168 242L167 244H169L170 248H172V247H171L172 244H170ZM173 243H174V242H173ZM175 243H174V245H175ZM185 243H186V242H185ZM212 243H213V242H212ZM219 243H220V242H219ZM219 243H218V244H219ZM228 243H229V240H228ZM24 244H25V243H23L22 245H24ZM29 244H30V243H29ZM143 244H144V243H143ZM165 244L162 243V246L164 247ZM167 244H166V246L168 247ZM178 244H181V243H178ZM222 244H224V243H222ZM225 244H226V243H225ZM235 244L237 245L238 242H237V243L235 242ZM235 244H234V245H235ZM3 245H5L6 247H3ZM136 245H137V244H136ZM145 245H146V243H145ZM159 245H160V244H159ZM181 245H184V243L181 244ZM181 245H179V247H178L180 252H181L180 248H182V247H180ZM227 245H228V244H227ZM232 245H233V244H232ZM236 245H235L234 248L237 247ZM11 246H12V245H11ZM29 246H30V245H29ZM114 246H115V245H114ZM114 246H113V247H114ZM141 246H142V244H141ZM152 246H153V245H152ZM162 246H161V247H162ZM176 246H177V245H176ZM176 246H175V247H176ZM187 246H188V244H187ZM219 246H220V245H219ZM221 246H222L221 250H224L223 245H221ZM224 246H225V245H224ZM228 246L231 247L230 245H228ZM228 246H226V247H228ZM2 247H3V248H2ZM17 247H18V248H17ZM33 247H34V246H33ZM167 247H166V248H167ZM213 247H215V245H214ZM226 247H225V248H226ZM36 248H37V247H36ZM36 248H35V249H36ZM58 248H59V250L56 249V251H55L56 254H55L54 256L52 255V256H53L52 258H54L56 255H58V256H56V258H54V259H56V261L53 260L55 264H79V263H80L78 259H73V258H72L73 256L71 257L72 254H71V255L68 254L67 251L65 250V248H64L63 246H60V247H58ZM136 248H137V247H136ZM142 248H143V247H142ZM144 248H145V247H144ZM168 248H169V247H168ZM168 248H167V249H168ZM215 248H217V247H215ZM219 248H220V247H219ZM232 248H233V247H232ZM234 248H233V249H234ZM16 249H19V250L17 251ZM26 249H28V248H26V246L24 245V251L22 252V254H23L24 252H27V251H25ZM176 249H177V247H176ZM182 249H183V248H182ZM227 249H231V248H227ZM237 249H238V247L236 248V251H237ZM29 250L31 251V248L28 249V251H29ZM71 250H72V249H71ZM172 250H173V248H172ZM215 250L217 251V249H215ZM219 250H220V249H219ZM34 251H35V250H34ZM58 251H59V254H57ZM144 251H145V250H144ZM158 251H159V249H158ZM165 251H166V249H165V247H164V252L162 251V252L164 253V255H160V258H162V256H166V255H167V253H165ZM175 251H176V250H175ZM189 251H190V250H189ZM213 251H214V250H213ZM227 251H228V250H227ZM229 251H231V250H229ZM236 251L233 252V253H236ZM239 251H240V250H239ZM14 252H15V253H14ZM17 252H18L19 254H17ZM55 252H54V253H55ZM113 252L115 253V251H113ZM136 252H137V249H136ZM146 252H147V251H146ZM160 252H161V251H160ZM162 252H161V253H162ZM176 252H177V251H176ZM221 252H222V251H221ZM13 253H14V254H13ZM28 253H29V252H27L26 254L24 253V254L27 255ZM97 253H98V252H97ZM147 253H148V252H147ZM171 253H174V252L170 250V255H172ZM217 253L220 254L219 251H218ZM228 253H229V252H228ZM11 254H12V255H11ZM29 254H30V253H29ZM31 254H32V253H31ZM136 254H137V253H136ZM157 254H158V253H157ZM176 254L178 255V252H177V253H174L175 256H176ZM218 254H217V256H218ZM225 254H226V252H225ZM225 254L223 253V257L225 256ZM230 254H231V255H229V256H227V257L232 256V253H230ZM236 254H237V253H236ZM10 255H11V256H10ZM94 255H95V254H94ZM116 255H117V254H116ZM134 255H135V254H134ZM211 255H212V256H211ZM3 256H4V259H5V256H6V257L10 256V257H9V260H8V258H6V259L4 260V259H3ZM13 256H15V257H13ZM19 256H18V257H19ZM114 256H115V255H114ZM146 256H147V255H146ZM146 256H145V257H146ZM151 256H152V254H151V255L149 254V258H150ZM153 256H154V255H153ZM187 256H189L188 253H187V255H186L185 258H187ZM24 257H25V256H24ZM96 257H97V256H96ZM181 257H182V256H181ZM215 257H214V259H213V264L215 263V262H214ZM236 257H238V256H236ZM12 258H13V261L11 260ZM52 258H51V259H52ZM81 258H82V257H81ZM91 258H92V257H91ZM123 258H124V257H123ZM179 258H180V257H179ZM185 258H184V259H185ZM188 258H189V257H188ZM190 258H189V259H190ZM221 258H222V257H221ZM233 258H234V257H233ZM2 259H3V260H2ZM20 259H22V257H21ZM88 259H89V257H88ZM117 259H118V258H117ZM151 259H152V258H151ZM151 259H150V261H151ZM163 259H164V257H163ZM175 259H176V257H175ZM180 259H181V258H180ZM182 259H183V258H182ZM192 259H193V258H192ZM230 259H232V257H230ZM10 260H11V261H10ZM25 260H26V259H25ZM147 260H148V259H147ZM164 260L166 261V258H165ZM178 260H179V259H178ZM178 260L176 259V261H178ZM28 261H30V260H26L25 263L28 262ZM112 261H113V260H112ZM115 261H116V260H115ZM120 261H121V260H120ZM165 261H164V263H166V264H167V263H168V264L171 263V262H168V261L165 262ZM182 261H183V260H182ZM185 261H186V259H185ZM190 261H191V259H190ZM17 262H18V261H17ZM17 262H16V264H17ZM19 262H20V260H19ZM19 262H18V264H19ZM32 262L35 263V261H33V260H31L29 263L34 264V263H32ZM148 262H149V261H148ZM152 262L155 263L154 260H152ZM160 262H161V261H160ZM162 262H163V261H162ZM174 262H175V260H174ZM178 262L180 263V261H178ZM193 262H192V264H193ZM202 262H201V264H202ZM29 263H28V264H29ZM37 263H38V264H41L42 262L39 263V261H37ZM45 263H46V262H45ZM45 263H44V264H45ZM106 263H107V262H106ZM124 263L127 264L126 262H124ZM124 263H123V261H122L120 264H124ZM150 263H151V262H150ZM150 263H149V264H150ZM164 263H163V264H164ZM184 263H185V262H184ZM190 263H191V262H190ZM198 263L200 264V262H198ZM204 263H203V264H204ZM217 263H215V264H217ZM4 264H5V263H4ZM6 264H7V263H6ZM21 264H24V260H23V263H21ZM26 264H27V263H26ZM35 264H36V263H35ZM46 264H51V261L48 262V263H46ZM52 264H53V263H52ZM88 264H89V263H88ZM174 264H177V262H175Z\"/></svg>","mask_w":264,"mask_h":264}]
</instances>
